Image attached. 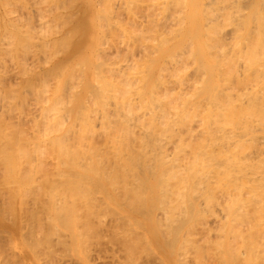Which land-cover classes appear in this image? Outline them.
<instances>
[{
  "label": "bare ground",
  "instance_id": "bare-ground-1",
  "mask_svg": "<svg viewBox=\"0 0 264 264\" xmlns=\"http://www.w3.org/2000/svg\"><path fill=\"white\" fill-rule=\"evenodd\" d=\"M31 1H29V2H31ZM39 1H41V0H39ZM104 1H106L108 6L105 7V9H104V10L107 9L106 11H104V12L102 11V13H104V15L102 14V16H101V13H99V15L101 16L102 19L104 16L103 20L105 21V24L103 23V20H101V24H99L100 25L99 30L101 31L100 33H101V35L102 34L103 35L100 36L101 39L99 40L100 41L99 42L100 43V53L99 54L97 53V55H95V56H98V58H99L97 61L101 60L102 64L100 62L99 63L97 62L98 64H96V65L94 64L95 69L93 71L94 72L93 79L90 83L88 82L90 84L89 93H88V97H87L88 99L83 104H81V106L80 105L77 106V109L72 107L73 108L72 110L65 109V110H68V112L66 114L64 112L60 113L62 111V109L59 110V105H60L59 103H61L60 100L62 98L60 96H58V97H60V100L58 98L59 103H56V105L59 104L57 106H58V110L60 112L57 110L56 111L59 112L60 115L58 114V116H57L58 121L57 120L56 121L59 122V124L60 123L61 124L66 123V120L69 117L67 118V116H66L63 118V116L68 115L69 112H71L69 114H72V113L75 114V119H74L73 123L69 126L68 130L64 131V135L62 134L63 136H60V138H58V137H55V139L53 138L55 143L57 142V139H58V142L56 143L58 150H57L56 154L54 153V156H56V157H54L53 154L52 155L50 154V157L52 156L53 158H55V161L51 160L48 162V159H50V158H48V159L46 158L47 161L44 160V158L46 157L44 155L45 153H43V155L45 157L41 153V152H43L41 150V148L43 146L42 147L40 146V149H38V150H36L37 148H35L34 152H33V150L30 152V151H26L25 149H24L25 151H23V150L20 151V152H23L25 154V156L23 155V153H21V155H20L17 152V156L21 157L22 160L19 159V157L17 158V156H16V158L19 159V161H16L15 157H14L16 155V151H15L16 149L14 148L15 149L14 150L15 155L12 156L11 153L7 154V156H11L14 158L9 159V157L6 156L7 158H4V161L2 162L3 163L2 166H4L3 168L5 169L6 172H8V174H9V172H11V175H12V173L14 172L16 175L13 173L12 177L16 176L17 178L15 177L16 179L15 178L9 179V176H8V178L5 176L4 177L9 179L8 180L9 185H13V183L16 184L18 182L17 184L19 187H17V189H19V190H21V187L24 188V186L30 184V186H28V187L26 186V188H24L25 193H23L21 195V197L24 194H26L25 196H29L28 198H30L31 195L34 197V199H32V202L29 200V203L31 202L32 205L34 206L32 210H34V209L38 210L37 205H38V208H39V206H41V207H43V209H45V208L52 209L53 208L52 213H54V211H55L54 214H56V218L61 222L65 218V211L69 209V210H71V212L75 211L74 212V218L76 217L77 211L78 212L80 211L79 212L80 215H81V211H82V213H84V215L86 213V215L84 216V218L86 217V219H83V220H84V222L86 220V223H87V221L91 220L92 216L96 217L97 214H95V213L97 210L100 209V211H101V209L104 206L105 207L108 206L109 202L112 201L114 203V201H116L117 203L115 202L114 204L115 205L117 204L116 207H119L118 211H120V213L117 212V214H119V216H117V218H115L113 220L114 224H108L109 226L111 225V228L114 227V229H115V228H119L120 226L124 227L123 222H124L125 218L122 219L120 217H123L122 216L123 212H126L127 216L125 215V217L129 220V221H127V219L125 220V221H127V223L128 222L130 224L136 223L137 225L140 224V226L143 223L153 224V226H156V229H157L156 231L154 229V231L156 232V234H157V232L159 233V234H157L156 237L163 239V243H164V246L166 248L172 249L173 246L175 248V244L179 240L178 237L180 236V232L183 230L184 226L187 225V223H190L189 221H191V220L193 221V219L196 216L204 215L201 218L204 219V217H206V220L204 219V221H205L204 223L206 224V226H208L209 223L212 225H215V226L218 225V227L220 228L218 232L221 235L223 240L225 239L226 234L228 236L230 235L229 239L230 240L232 239V241H229L226 244L227 246H225L224 250H227L230 253L231 256H229V255L228 256L230 257V259L232 257L231 260H234V262H235L234 264H236V258H238L237 259V261H238L239 258L242 257L241 258L242 263L244 261V259H243L244 257H245V259H246V257H248L247 258L248 260H250L249 258H251V257L254 258L255 260L264 258V0H241V1H238V0H204V2L202 4H201V0H104ZM32 2H34V1H32ZM42 2H43V0H42ZM45 2H46V4H48V2L46 0H45ZM50 2H51V0L49 1V3ZM236 2H238V3L240 2V4H237ZM41 3H40V5H41ZM52 3H54V1ZM52 3H51V5H52ZM60 3L59 4L56 3V5L57 6L60 5ZM63 3H65V2H63ZM235 3L237 4V6H239L238 8L234 7ZM9 4H8V6H10ZM35 4L37 5V3H35ZM107 4H104V5H107ZM115 4H117V6L119 8H121L122 13L123 12L128 13L130 18L129 17L127 18V14L125 15L126 17H124V15H121L122 13H120V12H117L120 14H116V15L123 16L125 18V21H127V22L129 19L132 18L131 19L132 20L131 26L133 28L136 27L135 24L138 23L137 20H140V19H137L138 17H140L139 15L137 17V14H139L138 12L136 14L137 9L143 8L144 5H146L148 7L146 9L147 11L149 10V8H150V10L151 9L153 10V8H159V9H161L160 7H162V9L164 8V10H165L164 13L167 12V14L170 18L167 16L168 17L167 20H169V21L164 19V17L167 15V14H165L163 19L166 20V23L170 22V26H169L170 28L169 29H171L170 31H168V29L165 28L166 31H168V34L166 32H165V34H166V36L167 35L169 36V37L165 36V38L172 39L171 42L169 40L164 41L163 48L161 47V44H162L161 42H160L161 48L160 47L158 48L159 43L157 44L158 46L154 45L150 49L148 47L146 48L144 46V45L148 46V44L150 43V41H149V43L147 41V38H148L147 36H149V34H151V36H149V38H153L152 37L153 33H155L153 35L154 37H155V35L159 34L157 32L156 28L160 27V25L163 23L162 19H160V20H162L161 21L162 23H160V20L158 21L159 17L161 18L162 15H164V13L162 12L163 10H161V11L157 10V12L160 11V12H158L160 15V16H157L158 18L153 16L154 19L157 18L156 21L153 20V24H156L155 25L156 28L154 25H152V24H150V25L154 26L153 28L155 30L149 29L147 31L146 30L145 31L140 30V31L136 32L135 30H139V28L135 29V30H133V28H129L130 26H127L128 27L127 28L126 27L127 23H125V25H123L122 22L119 21V20H124V19H119L121 16L119 18H117L118 20L116 18H114L116 16L115 15L113 16V13L114 14L116 13L114 10L117 7L116 6L114 8ZM38 5H39V3H38ZM51 5H49V6H51ZM85 5H83V6H85ZM94 5H95V3H94ZM200 5L202 6L201 8H200ZM11 6H12V4H11ZM212 6H215V7H212ZM25 7H26V5H25ZM29 7H31V6H29ZM39 7H37V8H39ZM242 7H245L247 9V12H245L246 10L244 9L245 10L244 11L245 13H244ZM32 8H34V7H32ZM50 8H47V9L50 10ZM103 8H104V6H103ZM119 8L118 9L116 8V10L118 11ZM234 8L236 10H234V11L230 10V9H234ZM39 9H41V7ZM44 9H46V8H44ZM54 9H53V11H54ZM56 9L59 10L60 6H58ZM66 9H68V8H66ZM82 9H83V7H82ZM228 9H229V12H227ZM11 10L13 11V9H11ZM41 10H43V9H41ZM204 10L206 11V13L204 12ZM36 11H38V9H36ZM36 11H35V14H36ZM43 11H46V10H43ZM43 11H41V12H43ZM141 11H144V10L141 9ZM15 12L17 13L16 10H15ZM41 12H39V13H41ZM59 12H60V10H59ZM148 12H152V11H148ZM161 12L163 14H160ZM51 13H53V12H51ZM154 13H156V11ZM154 13L152 15H155ZM13 14H14V12H13ZM56 14H58L60 17V14L58 12ZM142 14L143 13H141V15ZM144 14H147L148 18L150 17L149 13L144 12ZM198 14H202L201 19H199L200 16L198 17ZM7 15L10 17L11 14L9 15L7 13ZM39 15H41V14H39ZM43 15H45V13ZM156 15H158V14H156ZM30 16H31V14H30ZM33 17H31V18L33 19ZM41 17H43V16H41ZM46 17H48L47 14H46ZM46 17H43V18H46ZM54 17H56V15H54ZM61 17H64V15ZM10 18H7V19H10ZM23 18L24 17L21 18L22 21L24 20ZM78 18H81V16L80 17L78 16ZM140 18H144V17H140ZM13 19H15V18H13ZM19 19H20V17H19ZM26 19H28V18H26ZM46 19H49V18H46ZM51 19H52V17H51ZM60 19H63V18H60ZM86 19H85V21H86ZM98 19H100V18L98 17ZM15 20H12L13 24L15 26L19 27L20 25H16L18 20L17 19H15ZM28 20L31 21V19H28ZM43 20H41V21H43ZM131 20H129L130 23H131ZM141 20H142V23H140V26L144 25L143 22H145L146 18L144 21H143V19H141ZM150 20H152V19H150ZM150 20H147V21L150 22ZM14 21H15V23H14ZM38 21L40 22V20H38ZM50 21H53V20H50ZM56 21H58V19ZM66 21L68 22V20H66ZM39 22L38 23L36 22V23L39 24ZM77 22H78V20H77ZM92 22H94V21H92ZM8 23H10V22H7V24ZM19 23H20V20H19ZM24 23H25V21H24ZM24 23H23V25H27V27H28V24H30V23H27V24H24ZM46 23L44 22V24H43L44 27L45 26L48 27L49 24L46 25ZM61 23H62V21H61ZM64 23H65V21H64ZM72 23H73V20H72ZM5 24H3V26H5ZM21 24H22V22H21ZM55 24H57V23H55ZM10 25H12V24H10ZM33 25H34V23H33ZM43 25H41L42 28H43ZM53 25H54V23H53ZM53 25L51 24L52 27H53ZM59 25H61V24H58V26ZM76 25H77V23H76ZM79 25H81V24H79ZM147 25H149V24H146V26H144V27L143 26L140 27V29H142V28L146 29L145 27L149 28L150 26H147ZM164 25H166V24H164ZM164 25H163V27H165ZM29 26L32 27V24ZM137 26L139 27V23L137 24ZM13 27L14 26H12V28ZM55 27H57V26H55ZM196 27L201 31V33H203L202 37L205 35L207 37V39H205V41H204V46H203L204 52L203 53H200L201 49H199V47H195V48H198V50L200 51L198 53L201 54V55L200 54L197 55L198 57L201 56L200 58H198L199 62H201L200 63L201 66L200 67L198 66L199 64L197 62L198 61L197 58H195V57L191 58L192 59L191 61L194 60L193 58H195L197 60V61L195 60V62L197 64L193 63L192 65L196 64L198 66V69L196 68V70H194V72L196 74H197L196 71L198 70V74H197V76H194L195 78L193 77V79H194V80L192 79L193 81L192 80L189 81L188 79H190L191 77H189L187 79V76H189V75H187L185 73L187 71V69H189V68H187L185 65L181 66V63L183 65V61L184 60L186 61V59L182 57V54H184L185 52H182V51H184L187 48H189V49L192 48V44L194 43L193 42L194 41L193 35H195V33L193 34V30ZM20 28H21V26H20ZM38 28H39V26H38ZM40 28L38 30H40ZM161 28L162 27H160V29ZM19 30H18V32H19ZM84 30H85V27H84ZM96 30H97V28H96ZM113 30H116V33L119 32V34L122 35L121 36L122 37L121 38L122 45L121 44H119V45L123 46V50L126 49L127 54H128V52H129V54H128V56H126V53H124L125 58L123 59L124 56L122 57V62H115L116 59L119 57L120 53L122 54V52H123L122 48H121L122 52L115 49L114 52H116V53H114L112 51L114 53V56H113L114 58H112V59H114L115 61L112 62V60H110L111 63H106V62L103 63L102 58H103V60H106V59H108V56H109L108 54H110V51L108 49H105V52H107L106 50L109 51V53H106L108 56H107V58L105 57V59L102 56V58L100 59L99 55L102 54V52H104V48H106V46H107V48H109L108 45L110 46L111 44L114 45V48L116 45H118L117 43L114 42L115 39L112 40V38L110 39V37H107L109 35H106L107 31L112 33ZM151 30L155 31V32L150 33ZM4 31H6V30H4ZM21 31H23V30L21 29ZM27 31H28V29H27ZM30 31L28 32V34H30ZM35 31H36V29H35ZM45 31H47V30H45ZM50 31H51V28H50ZM189 31H191V32H189ZM200 31L199 32L196 31L197 32L196 34H199V36L201 37ZM0 32H1V30H0ZM7 32H9V31H7ZM10 32H12L11 29H10ZM37 32H39V31H37ZM47 32L46 33L50 37L51 33L49 31H47ZM159 32L162 33L164 31L159 30ZM21 33H23V32H21ZM42 33H43V31H42ZM54 33H56V31ZM64 33H66V32H64ZM144 33H146V34L144 35ZM16 34H18V33H16ZM35 34H36V32H35ZM47 34H45L46 37H47ZM67 34H65V35H67ZM73 34L75 35V33H73ZM19 35H20V33H19ZM24 35H26V38H27V34L25 33ZM34 35H32V39L30 38L31 41L34 38L33 37ZM38 35H40V33ZM159 35H161V34H159ZM13 36H14V34H13ZM40 36H42V34ZM115 36H117V35L115 34ZM115 36H114V38H115ZM205 36H204V38H206ZM6 37H4V38L6 39ZM20 37H22V36H19V38ZM42 37H44V36H42ZM59 37H60V35H59ZM66 37H64V38H66ZM118 37H120V36H118ZM178 37H184V38H186V40H188V41H186L184 39L183 42L180 41L179 43H181L182 46H183L182 43H184L185 41L188 42L189 46H187V47L183 46L182 47L183 49H182L180 47L181 45L179 43H176L177 45L173 44V42L175 40H177ZM195 37H196V42H197V40H198L197 36H195ZM200 37H199V39H200ZM8 38H9V35H8ZM10 38H11V36H10ZM14 38H16V36ZM55 38H57V37H55ZM76 38H77V36H76ZM123 38H126V39L123 40ZM159 38H161V37L159 36ZM7 39L3 40V38H2L1 41H7ZM40 39H42V38H40ZM54 39H53V42H54ZM118 39H120V38H117V41H118ZM20 40H23L21 42L26 41V39H25V41H24V39H20ZM20 40H18V41H20ZM35 40H38V39L35 38ZM148 40H150V39H148ZM227 40H229V42H230V40H232V41H231V43L226 44ZM9 41H10V39H9ZM40 41H42V40H40ZM59 41H60V39H59ZM145 41H147V44H145ZM153 41L154 40H152V43H155V41L154 42ZM14 42L16 43L15 40H14ZM21 42H18V45ZM32 42L35 43V41H32ZM48 42H47V45L50 43L52 44L51 41L49 43ZM61 42H62V40H61ZM66 42H70V41H66ZM72 42H73V40H72ZM112 42H114L115 44ZM176 42H178V41H176ZM30 43H29V45H30ZM39 43L41 44L40 46L43 45V48L44 47L46 48V46H44L46 41L44 42V44H42V42H39ZM137 43L143 44V45H141V48L136 46ZM11 44H13V43H11ZM178 44H179V46H178ZM18 45L16 44V46H18ZM54 45L52 44V46H54ZM64 45H65V43H64ZM172 45H173V47L177 46V47L181 48V50L180 51L178 50V52L177 51L175 52L174 50L177 47L172 48L171 47ZM8 46H10V45H8ZM40 46H39V49H40ZM111 46H110V49H114L113 46H112V48H111ZM150 46L151 45L149 44V47ZM197 46H199V45H197ZM226 46H230V47H226ZM26 47H28L27 44L25 45L24 48H26ZM34 47H35V45H34ZM34 47H32V48H34ZM193 47H194V45H193ZM4 48H2V50ZM11 48H13V47H10V50H8V51H11ZM56 48H57V46H56ZM56 48H54V49H56ZM82 48H83V46H82ZM116 48H117V46H116ZM28 49L30 51V47ZM137 49H139L140 51H143L142 56L138 55V57L141 56L140 58L143 59V61H141V62L139 61L140 59H137V56L133 55L134 52L133 53L131 52L133 50L137 52ZM189 49H187V50H189ZM5 50H7V48ZM139 50H138V53H139ZM21 51H22V49H21ZM31 51H34V50L31 49ZM41 51L44 52V50H42V49H41ZM52 51L53 50H51V53H52ZM192 51H193V48L191 50V54H192V56H194L195 52L197 50L195 49V52H193L194 54L192 53ZM47 52H48V50H47ZM47 52H45V53H47ZM166 52H169L170 56H166L165 55ZM11 53H13V52H11ZM20 53H23V52H20ZM32 53L30 52L31 55H33ZM3 54H5V53H3ZM36 54H37V52H36ZM130 54H132L137 59V61H134L135 60L134 57L133 56L131 57ZM139 54H142V53H139ZM14 55H17V54H14ZM20 55L21 54H19L18 56H20ZM34 55H33V58H36L35 60L37 61V57H36L37 55H35V57H34ZM40 55H42V54L40 53ZM48 55H50V54H48ZM103 55H105V53ZM8 56H9V54H8ZM18 56L17 57L15 56L16 60H12V61H16L17 63L16 62L15 63L17 65H18V59H20ZM24 56L26 57L27 55H24ZM24 56H21V57H24ZM55 56H56V54H55ZM129 56L131 59L128 58ZM187 56L189 57L191 55L187 54ZM11 57H13V56L11 55ZM27 57H29V56H27ZM42 57H44V55ZM50 57H51V55H50ZM53 57H54V55H53ZM109 57L111 58L112 55L110 54ZM126 57H127V59H126ZM180 57H182L184 60L178 65V63L181 61ZM184 57H186V54L184 55ZM21 59H23V58H21ZM25 59H27V58H25ZM48 59L50 61V58H48ZM60 59H61V57H60ZM120 59H121V57H120ZM164 59H166V60H164ZM162 60L164 63L162 62V65H161L162 67H160V70L157 71L158 69L156 67L160 66V63H161L160 61H162ZM188 60H190V59L188 58ZM119 61H121V60H119ZM77 63H79V62H77ZM86 63H88V62H86ZM23 64H24V59H23ZM31 64H33L32 61H31ZM56 64H58V63H56ZM70 64H72V63H70ZM19 65H20V67L22 66L21 64H19ZM27 65H28V62H27ZM42 65H43V63H42ZM188 65H190V64H188ZM225 65H227V67H228V71L226 70L227 72L223 71V69H224L223 67ZM32 66H35V64L31 65L30 67H32ZM36 66H38V65H36ZM71 66H73V65H71ZM169 66H173V69L171 71L166 70L169 68ZM197 66H195V67H197ZM51 67H53V66H51ZM152 67L154 69H157L155 71H157L158 74L156 72H154V70H151ZM195 67L193 66L194 69H195ZM207 67L209 68V71H208ZM227 67H225V68H227ZM17 68H18V66L15 69L16 71H17ZM36 68L38 69L39 67H36ZM70 68H68V69H70ZM74 68H76V66ZM185 68H187V69L185 70ZM78 69H80V68H78ZM30 70H31V68H30ZM81 70H84V69H81ZM150 70L152 71V73ZM75 71H76V69H75ZM164 71L165 72L167 71V72L164 74ZM188 71H187V73H188ZM192 71H193V69H192ZM192 71H189V72L191 73ZM49 72H50V70H49ZM153 72L158 75V76H156V74H155V76L158 79L155 78L154 80H151L152 79L151 75L154 74ZM18 73L20 74L19 71L17 72V74ZM32 73H30V74H32ZM73 73H74V71H73ZM44 75H46V74H44ZM80 75H82V73ZM83 75H82V77H83ZM193 75H195V74H193ZM3 76H5V75H3ZM38 76H40V74ZM69 76H70V73H69ZM72 76H74V75H72ZM42 77H43V74H42ZM51 77H52V75H51ZM48 78H49V76H48ZM54 78H56V77H54ZM75 78H78V77L76 76ZM26 79H27V77H26ZM32 79H34V78H32ZM47 79H43V81L47 80ZM75 80H77V79H75ZM79 80L80 79L78 78V82H80ZM43 81L41 82V79H40V82L42 84L45 83V81H44V83H43ZM71 81L74 82V80H70V82ZM0 82H2V81H0ZM16 82H18V81H16ZM16 82L13 84L15 88L17 87V86H15ZM30 82H31V77H30ZM3 83L4 82H2V85H4ZM24 83H26V81ZM24 83H23V85H24ZM27 83L29 84V82H27ZM31 83H32V87H34L35 85L33 86V82H31ZM36 83H38V82H36ZM46 84H47V81H46ZM76 84H77V82H76ZM66 85H68V84H66ZM78 85H80V83ZM38 86H39V84H38ZM8 87H9V85H8ZM21 87L24 88V86H21ZM71 87H73V86H71ZM79 87L80 86H77V88H79ZM1 88H2V86H1ZM30 88H31V84H30ZM40 88L41 87L39 86L38 89L40 90ZM48 88L46 89L47 91H48ZM52 88H54V87H52ZM31 89H33V88H31ZM41 89H43V88H41ZM54 89H56V87ZM27 90H29V89H27ZM35 90H37V89H35ZM50 90H52V89L50 88ZM71 90L73 91V89H71ZM14 91H15V89H14ZM20 91H21V89H20ZM29 91H28V94H29ZM38 91H35V92L37 93ZM67 91H66V94H68ZM12 92H10V93H12ZM62 92L65 93L64 91H62ZM10 93L8 91V94H10ZM15 93H17V92H15ZM22 93H23V91H22ZM24 93H25V91H24ZM31 93L33 95L34 91ZM40 93H44V95H46L45 89H44V92L42 91ZM40 93L38 92V95L41 96L42 94H40ZM50 93H52V91ZM53 93H55V92H53ZM61 93H60V95L63 94V93L62 94ZM2 94H4V93H2ZM29 95L31 96V94H29ZM52 95H54V94H52ZM63 95L66 97L65 94H63ZM0 96H2V95H0ZM8 96L11 99L14 98V96H12V95H11L12 97H10V95H8ZM47 96L48 95H46V97ZM15 97H16V95H15ZM19 97H20V95H19ZM19 97H17V98H19ZM25 97H26V93H25ZM25 97H24V99H25ZM49 97H51V96H49ZM9 98H6V99L9 100ZM20 98H22V97H20ZM32 98H31V100H32ZM3 99H5V97ZM11 99H10V101H11ZM55 99L57 100V98H55ZM66 99H64V100H66ZM0 100H2V98ZM17 100L14 101L15 104H12L13 107H14V105L16 106ZM20 100L23 101V99H19V103H21ZM25 100H24V102H25ZM40 100H42V98ZM36 101H37V103H39L38 100H36ZM24 102H22V103L24 104ZM41 102L39 104H41ZM66 102H68V101H66ZM32 103H35V102L33 101ZM47 103H49V102L47 101ZM52 103H53L52 105L55 104V102H52ZM2 104L3 103H1L0 105L2 106ZM28 104H29L28 106H30V103H28ZM43 104L44 103H42V105ZM63 104L64 103L62 101V105ZM69 104L71 105V103L68 102V105ZM9 105H11V102ZM32 105H34V104H32ZM56 105H55V107H56ZM4 108H5V110H6V108L9 109L8 107H4ZM11 108L12 107H10V110H11ZM19 108L20 109H22V108L27 109L26 106L22 107V108L18 107L17 110ZM32 108H33V106H32ZM41 108H44V107L42 106ZM46 108H48V106ZM0 109H2V108L0 107ZM49 109L53 110L52 107L50 108V105L46 111L50 114L51 112H49L50 111ZM17 110L14 109V111H17ZM2 111H4V110H2ZM6 111H4V112L6 113ZM56 111L53 115L56 114ZM42 112H43V110H42ZM46 112L44 111L43 112L44 115H42V116H46ZM53 112H54V110H53ZM7 113L9 114L8 111H7ZM11 113H13V112H11ZM24 113H22V115ZM63 113L65 115H63ZM2 114H4V113H2ZM15 114H17V112ZM29 114L31 115L32 113H29ZM40 114H41V112H39V115ZM61 114L63 116H61ZM22 115L19 118H22ZM18 116H17V124L20 121ZM33 116H36V115L33 114ZM50 116L55 117L52 115H50ZM60 116H61V119L59 118ZM0 117L2 118V116H0ZM26 117H25V119H26ZM39 117H41V115ZM47 117H49V116L47 115ZM51 117H50V119H51ZM4 118H3V120H4ZM33 118H35V117H33ZM36 118H37V116H36ZM41 118L43 119L44 117H41ZM64 119H66V120L64 121ZM9 120H11V115H10L9 119L6 121H9ZM15 120H14V122H15ZM26 120H24L23 122H26ZM31 120L34 121V119H31ZM41 120L39 121L40 123L37 122L38 125L41 124ZM52 120H55V119H52ZM52 120L48 119L47 122L52 121ZM42 121H46V120H42ZM56 121H54L55 123L54 122L51 123L52 124L51 126H53L54 124L57 125ZM1 122H3V121H1ZM23 122H21V123H23ZM27 122H29V119ZM47 122H46V126H43V127H45V129L47 128V126H49V125H47L48 124ZM4 123H6V122L4 121ZM10 123L7 122V126ZM34 123H36V121L33 122V124ZM14 124H16V123H14ZM14 124H12V125H14ZM28 124H30V123H28ZM28 124H27V127H28ZM31 124H30V126L32 127L33 124L32 125ZM68 124L69 123H67V125ZM1 125H0V127H1ZM18 125H19L18 127L21 126L20 123ZM60 125H59V127H62V125L61 126ZM7 126H6V128H7ZM51 126H49V127L51 128ZM49 127L47 128V131H48V129L50 130ZM54 127H56V126H54ZM11 128H13V126H11ZM16 128H17V126H16ZM16 128H15V130H16ZM24 128H26V127H24ZM33 128H31V129H33ZM40 128H41V130H39L40 131L39 133L41 134V132L44 131L45 129L43 128L44 130H42V127H40ZM53 129L55 130V128H52V130H50L49 132L53 131ZM59 129H63V128H59ZM10 130L12 131V129H10ZM20 130H21V128H19V131ZM28 130H30V129H28ZM21 131H23V130H21ZM47 131H46V133L44 131V135L46 134L48 136ZM58 131H57V133H58ZM3 132H4V128H3ZM32 132L33 131H31V133ZM15 133L17 136H21V134H17L18 132H15ZM25 133H26V131H25ZM36 133L37 132H35L34 135ZM1 134H2V132H1ZM4 134H2V136H4ZM6 134H7V132H6ZM50 134H52V132ZM27 135H28V133H27ZM29 135H31V134H29ZM41 135H39L38 137H41ZM44 135H43V137H44ZM13 136H15V135H13ZM9 137H12V135H10ZM22 137H24V136H21V138ZM31 137H34V136H31ZM31 137L29 138V136H28V138L31 139V141H32ZM35 137H37V134L35 135ZM5 138H6V135H5ZM18 138H20V137H18ZM51 138H52V136H51ZM2 139H3V137H1V140ZM53 139H50V137H49L48 140H52V142L51 141L50 142L52 143V145L56 146V144H54V142H53ZM43 140H45V139H43ZM43 140L38 141V142H40V143L44 142L43 144H45L46 141H43ZM16 141H18V140H16ZM21 141H22V139H21ZM26 141H24V142H26ZM7 143L9 144V146H11L9 142H6V144ZM29 143H31V142H29ZM35 143H36V141H35ZM46 143L48 144V142H46ZM24 144H22V145H24ZM15 146L17 147V144L16 145L14 144V147ZM27 146H25V147H27ZM35 146H36V144L34 145V147ZM37 146H38V144H37ZM11 147H9V148H11ZM45 147H47V145ZM45 147L43 148L44 151H45ZM3 148H1V149H3ZM32 149H33V146H32ZM17 150H19V148ZM29 150H31V149H29ZM39 150H41V152H39ZM53 150L54 149H52V151ZM11 152L13 153V151H11ZM50 153H53V152H50ZM9 154H11V155H9ZM4 156H5V154H4ZM23 157L25 159H23ZM0 160H2V159L0 158ZM48 163H50V165ZM47 166L52 167L51 168L52 170L51 169L49 170ZM47 169L49 170L48 172L52 171L51 174H47L48 173ZM24 172H26V175H24L25 174ZM2 173H3V175L6 174V173H4V171ZM3 175H1V177ZM11 175H10V177H11ZM38 175H39V177H40V175H44V177L43 176H41V177L45 178V180H44L45 182H42V178L37 177ZM36 177L39 178L38 182L36 181V179H37ZM20 178H22V180ZM0 180L2 181V179H0ZM42 183H44V185H46L48 187V189L46 188L47 192L43 188H41ZM0 184H7L8 185V182L0 183ZM31 184H33V185L31 186ZM2 186H4V185H2ZM14 188L15 187L13 186V189ZM57 188H59V190L61 189L62 193H60L61 190H60V192L57 191L58 193L57 192L55 193ZM3 189H5V188H3ZM13 189H12V191H13ZM17 189L15 188V193H16ZM6 190H7V186H6ZM6 190H5V192H6ZM19 190H18V194L22 191L21 190L19 192ZM0 191H1V189H0ZM9 191H11V189H9ZM9 191H8V193H13V192H9ZM32 191H34V192H32ZM69 191H72V192L78 191L81 193L79 196V194L77 192V194L79 196L77 198L73 199L72 198L73 195L70 197L71 202H68V203H71V204H67V201L69 199L67 200L66 198H64V197H66L64 193H67ZM95 191H98L100 193V196L97 193L98 198L93 199L94 198L93 196H97V194L94 193ZM3 192L1 191L2 194H3ZM91 192H93V193H91ZM37 193H39L40 195H37ZM74 194L76 195V193H74ZM90 194H91V197H93V198H90ZM94 194H96V195H94ZM9 195H11V194H9ZM14 195H12V198ZM47 195H48V197H46ZM68 196H70V194H68ZM68 196H67V198H68ZM4 197H5V195H4ZM14 197L17 198L18 196L17 197L14 196ZM2 198H3V196H2ZM2 198H0V200ZM24 198H26V197H24ZM10 199H11V197L9 198V200ZM18 199H16V200H18ZM4 200H6V199H4ZM22 200L24 201V199H22ZM118 200L121 202H119ZM2 202H4V201H2ZM11 202H12V200H11ZM11 202H10V204H11ZM21 203H23V202H21ZM5 204L6 203H4L3 205H5ZM10 204L8 206H10ZM19 204H20V202H19ZM21 206H23V205L21 204ZM14 207L16 209V206H14ZM24 207L26 208L25 203H24ZM27 207H29V206L27 205ZM8 208H10V207H8ZM22 208L23 207H21L20 209L23 210ZM93 208H96V211L93 212L94 215L91 214L92 213L91 211H93ZM49 209L47 210L46 214L49 213L48 212ZM90 209H91V211H90ZM107 209H105V210H107ZM1 210H2V208H1ZM3 210H4V208H3ZM7 210H9V209H7ZM29 210H31V209H29ZM32 210H31V212H32ZM39 210H38V212H39ZM56 210H60L61 212H59L57 214ZM9 211L7 213H10ZM45 211L46 210H44V212ZM4 212L6 213L5 210H4ZM66 212H68V211H66ZM88 212H90V213H88ZM104 212H106V211H104ZM112 212H113V210H112ZM3 213H2V215L4 216ZM7 213H6V215H7ZM72 213H71V215H72ZM97 213H99V212H97ZM102 213H100V214H102ZM0 214H1V212H0ZM79 214H78V218L80 216ZM106 214H108V212H106ZM109 214H110V212H109ZM111 214H113V213H111ZM114 214H115V212H114ZM32 215H34V214H32ZM36 215L38 216V214H36ZM49 215H50V213H49ZM49 215H47V216L44 215V216L49 217ZM27 216H28V214H27ZM34 216H32V217H34ZM54 216L55 215H53L51 218H53ZM97 216L101 217V215H97ZM104 216H105V214H104ZM11 217H13V216L11 215ZM14 217H16V216L14 215ZM69 217H71V216L69 215ZM95 217H94V220L102 219V218H95ZM106 217H108V216H106ZM28 218L31 219V217H28ZM56 218L52 219L53 222ZM78 218L76 219V221L81 220L80 218L79 219ZM81 218H83V216ZM104 218L105 217H103L102 224L105 221ZM110 218H114V216L113 217L110 216ZM197 218L199 220L200 217H197ZM15 219H17V218H15ZM2 220H5V219L2 218ZM36 220H37V218H36ZM36 220L34 222L38 223V220L37 221ZM67 220H69V219H67ZM99 220H98V223H100V221H101V220L100 221ZM48 221H49V219H48ZM71 221H72V219H71ZM108 221H109L108 223H110L112 220H108ZM200 221L202 222V220H200ZM6 222L9 223V221H6ZM27 222H30V221H27ZM53 222L51 223L49 221V222H47V224L48 223L53 224ZM73 222L75 224H77V226H78V223L75 222V219L73 220ZM31 223H33V222H31ZM41 223L43 224V222H41ZM41 223H40V225H41ZM55 223H57V220L55 221ZM55 223L53 224L54 227H56ZM83 223L81 225H84ZM98 223L96 222V224H98ZM127 223H126V225H127ZM192 223H194V222H192ZM192 223H191V226H192ZM199 223L197 225H200L199 226L200 228L203 227ZM207 223H208V225H207ZM70 224H72V222ZM134 224H132V225H134ZM194 224H196V223H194ZM194 224H193V226H194ZM205 224H204V226H205ZM13 225H15L14 221H13ZM35 225H37V224H35ZM59 225H60V222H59ZM79 225H80V222H79ZM85 225H87V224H85ZM91 225H94V224L93 223L90 224L89 227H91ZM100 225L101 224H99V227L98 226L97 227L95 226V227L99 229V232H102L103 230L102 231L100 230V227H101ZM106 225H107V220H106ZM126 225H125V227H126ZM197 225H195V229L198 227ZM191 226H190L191 234L190 233L189 234L194 237L195 235H193L192 232L193 231L195 232V230H192ZM206 226H205V230H206ZM63 227L65 228V226H63ZM68 227H69V225H68ZM70 227L72 228V230L74 229L72 227V225ZM75 227H76V225H75ZM89 227H87V228H89ZM143 227H144V224L140 228H143ZM228 227H230V228L228 229ZM33 228H32V230H33ZM102 228H105V226H103ZM108 228H105V229L108 230ZM150 228L151 227H149V229ZM35 229H36V227H35ZM37 229H39V228H37ZM54 229H56V228H54ZM57 229L59 230V228H57ZM57 229H56V231H57ZM114 229H111V230H113L111 232H114ZM207 229H208V227H207ZM66 230L69 231L67 229V225H66ZM85 230L86 229L84 227V231ZM87 230H86V232H87ZM89 230L93 231V228H90ZM89 230H88V232H89ZM120 230H118V231H120ZM135 230L136 229H134V232H135ZM29 231H31L30 228H29ZM46 231L47 230H45V232ZM50 231L54 232L52 229L49 230V232ZM80 231L84 232L82 230H79V232H77V230H76V234L77 233L79 234ZM115 231H116V229H115ZM132 231H133V229L129 232L132 233ZM185 231H183L184 234H185ZM201 231L202 230L200 229V232ZM211 231H213V230H211ZM27 232H28V230H27ZM34 232H35V230H34ZM34 232H32V233H34ZM88 232H87V234L91 233V232H89V233ZM136 232H137V230H136ZM138 232H140V231H138ZM141 232L139 234H141ZM200 232L198 234L196 233V235L198 236L200 234ZM209 232L210 231H207L208 234L207 233L206 234L208 236L209 235L211 236V234H213V233L209 234ZM216 232H217V230H216ZM47 233H48V231H47ZM69 233L70 232H66L65 234L68 236ZM85 233H83V234L81 233V234L84 235ZM115 233L113 235H115ZM131 233H130V235H131ZM6 234H7V232H6ZM9 234H8V236H9ZM38 234L40 236L41 233H38ZM72 234H74V232L70 233V235H72ZM87 234H85V235H87ZM99 234L97 233V236ZM103 234L104 233H102V235ZM127 234H129V233L127 232ZM165 234H167L168 236L165 237L164 236ZM186 234H187V231H186ZM34 235H36V234H34ZM48 235L50 237L51 234H48ZM62 235H64V234H62ZM79 235H78V237H79ZM107 235H108V232H107ZM135 235H136V233L134 234V236L132 235V237H135ZM202 235H203V232H202ZM23 236H24V234H23ZM26 236H27V234H26ZM28 236L30 237V236H32V234L30 233V234H28ZM36 236L38 237V235H36ZM45 236H47V234ZM51 236H53V235H51ZM58 236H59V232H58ZM67 236H65V237L67 238ZM87 236H85V237H87ZM109 236H111V235H109ZM115 236H118V234H116ZM223 236H225V237L223 238ZM56 237H57V235H56ZM65 237H63V238H65ZM100 237H102V236H100ZM108 237H107V239H108ZM199 237H200V235H199ZM9 238H11V236ZM41 238H42V236H41ZM47 238H48V236H47ZM47 238H46V240H47ZM51 238L52 237L49 238L50 241H51ZM60 238H62V237H59L58 240ZM94 238H96V236ZM125 238H128V237L125 236ZM182 238H185V236H183ZM189 238H190V236H189ZM189 238L186 241H185L186 238L183 240L181 239L182 240L181 242L184 241L185 242V244L183 243L184 246L188 245L189 247H192L191 249H193V247L195 246L194 243L196 244V241L193 243L192 241L189 240ZM207 238H209V237H207ZM216 238L218 239V237H216ZM73 239H74V237H73ZM79 239H81V241H82V238H79ZM119 239H122V238H118V240ZM132 239H130V240H132ZM136 239H138V238H136ZM142 239H145V238H142ZM191 239L193 240V238H191ZM210 239L213 240V237L212 238L210 237ZM210 239H209V241H210ZM4 240L7 241V239H4ZM30 240H32V239H30ZM84 240H86V239H84ZM91 240H93V239H91ZM133 240L135 241V239H133ZM195 240H196V238H195ZM214 240L212 242H214ZM219 240H220V238L217 241H219ZM223 240H222V242L224 243L225 240L224 241ZM36 241H37V238L35 239V242ZM110 241H112V240H110ZM127 241L131 244V242L129 240H127ZM140 241H141V238H140ZM188 241H190V242H188ZM201 241H202V237H201ZM201 241H200V244H202ZM8 242H9V245H11V244L13 245L12 239H11V243H10V240ZM8 242L6 243V245L8 244ZM38 242H36L35 244L37 245ZM60 242H62V241H60ZM89 242L91 243L90 240H89ZM120 242L122 243L121 240H120ZM157 242H159V241H157ZM29 243L31 244L32 242L29 241ZM33 243H34V241H33ZM47 243H48V241H47ZM47 243H46V245L43 243L45 245V247L47 246ZM63 243H62V245H63ZM95 243L97 244V242H94L93 244H95ZM125 243H126V241H124V243H123L124 246L122 245L123 247H121V248H123V250H124V247L126 246ZM143 243H145V242H143ZM148 243H150V242H148ZM219 243H218V245H219ZM26 244H28V241L26 242ZM86 244H87V241H86ZM190 244H192L193 246H191ZM198 244H196V246H199ZM205 244H204V247L207 248V246H205ZM222 244H221V248H222ZM60 245H61V243H60ZM64 245H65L64 247H66L67 244H64ZM136 245L138 247L139 244H136ZM161 245H162V243H161ZM29 246L30 245L28 244V247ZM32 246L29 248L33 249ZM40 246H42V244ZM96 246H95V248H96ZM162 246H160V244H159L158 247L162 248ZM180 246H182V243H180L179 247ZM209 246L210 245H208V247ZM45 247H44V250H46L45 252H48L51 250V247H50V250L45 249ZM82 247H84V245H82ZM99 247H101V245H99ZM148 247H150V246H148ZM189 247H183L182 248L183 250L181 248H179L180 252H179V249L177 248V250H178L177 253H178V255L180 254L179 259H180V256H182V254H184L187 250H188V252L185 254H188L190 252ZM204 247H202V245H201L200 250L198 248L199 252H202V250H203V252H202L203 254L199 253V252H195L197 250L196 249L197 247H196V248H194L196 250L193 249L194 251L192 250V252L189 253V254H192L194 252V257L192 256L193 254L192 255L188 254V256H186L184 254L186 256V257H184V255H183L184 259L186 260V258L189 256H190L189 257L190 259H191V257L197 258V256H198V258H202L206 261V259L203 256H208V253L210 255V252H207L208 248L205 249ZM213 247L215 248V245ZM218 247H217V250L221 249V248L218 249ZM92 248H94V247H92ZM97 248H98V246H97ZM184 248H186V249L189 248V249L184 250ZM11 249H13V247ZM32 249H29V250H32ZM94 249H92V250H94ZM100 249H102V248H100ZM112 249L114 250V248H112ZM128 249L131 250V253L133 252V254H134V251L132 250L133 249L132 246H130V248H129V245H127V248L125 249V251ZM141 249H139V250H141ZM209 249H210V247H209ZM0 250H2L1 247H0ZM38 250L40 251L41 249L39 248V249H37V251ZM64 250L66 251L65 248L63 250L61 248L62 252ZM83 250L85 251V248L82 249V252L84 253ZM87 250H89V249H87ZM103 250H105V247ZM103 250H101V251H103ZM110 250H111V248H110ZM221 250L223 251V249H221ZM12 251H14V249ZM52 251H53V249H52ZM57 251H55V252L57 253ZM125 251H123V252H125ZM208 251H210V250H208ZM7 252L5 253V251H4L5 254H7ZM35 252L32 251V254ZM43 252H41V253H43ZM92 252L93 251L88 252V253H92ZM97 252H98V250H97ZM135 252H138V250L136 249ZM204 252L206 253V255L204 254ZM219 252H220V250L218 251V254H219ZM13 253H12V255H13ZM37 253H39V252H36L34 256L41 257L40 256L41 253H40V255ZM68 253H70V252H68ZM74 253H75V251H74ZM88 253L85 254L86 257H87ZM117 253H115V255ZM143 253H145V252L143 251ZM173 253H174V251H172V254ZM177 253H175V254H177ZM196 253H198V254H196ZM2 254H3V252H2ZM8 254H10V253H8ZM15 254H16V252H15ZM28 254H30V253L28 252ZM66 254H65V256H67V257L64 259L67 260L68 256H70L71 254L70 255L69 254L66 255ZM76 254H77V252L75 253V255ZM104 254H105V251H104ZM127 254H129V252L126 253V255H123L124 260L127 257H128L127 259L129 260V256H127ZM141 254H142V252H141ZM153 254H154V252H153ZM172 254H170V255H172ZM195 254L197 256H195ZM214 254L216 256V253H214ZM220 254L223 257V253L220 252ZM48 255H49V252L47 253V257L49 258L50 255L49 256ZM60 255H61V253H60ZM63 255L64 254H62V256ZM146 255H147V253H146ZM199 255L201 257H199ZM224 255H225V253H224ZM45 256L42 255V257H44V259H46ZM98 256H99V254H98ZM98 256H96V257L98 258ZM134 256H136V255H134ZM156 256H158V255H156ZM156 256H155V259L157 258ZM215 256H213V257L215 258ZM228 256H225V257L228 258ZM16 257H18V256L16 255ZM19 257H20V255H19ZM55 257H56V255H55ZM88 257H90V256H88ZM102 257H104V256H102ZM109 257H110V255H109ZM112 257L114 258V256H112ZM115 257H117V255ZM130 257H131L130 262L132 260L134 261V259L132 258V254L130 255ZM137 257H139V256H137ZM183 257L180 260H182ZM218 257H220V256L218 255ZM234 257H235V259H233ZM119 258L120 257L118 255L117 260L116 259L115 260L118 262ZM3 259H4V257H3ZM13 259H14V257H13ZM35 259H38V258H34V260ZM41 259L38 261H41ZM56 259H58L57 261H59L60 257L56 258ZM73 259H74V261L76 260L75 258H73ZM88 259H89V261L88 260L87 261L90 263V259H92V258H88ZM220 259H222V258L220 257ZM6 260L8 261V259H6ZM46 260H48V259H46ZM46 260H44L45 262L43 261L44 264L45 263L47 264ZM51 260H52V258H51ZM107 260H108V255H107ZM137 260H138V258H137ZM146 260H147V258H146ZM185 260H182V262ZM210 260H212V259H210ZM255 260H254V262H255ZM9 261L11 263V260H9ZM38 261H36V262L38 263ZM57 261H56V263H57ZM102 261L104 262V260H102ZM144 261H145V258H144ZM164 261H165V259H164ZM199 261H200V259H198V262H196V264H198V263L201 264V262H199ZM220 261H222V263H223V261H226V260L223 257V260H220ZM68 262H70V260ZM94 262H96V261H94ZM178 262L180 263L181 261L178 260ZM194 262H195V260H194ZM211 262H214V261L212 260ZM216 262L218 263L219 260L218 261L215 260L214 264H216ZM251 262H252V264H257V262H259V260L256 263H253V261H251ZM251 262H249L247 260L244 261L245 264L246 263L251 264ZM260 262H259V264H261ZM262 262H264V260H262ZM5 263H7V262H5ZM15 263L16 262H14V264ZM32 263L33 262H31V264ZM40 263H42V262H40ZM61 263H62V261H61ZM71 263H72V261L70 262V264ZM123 263L125 264V262H123ZM128 263H129V261H128ZM186 263H187V261H186ZM226 263H228V259H227ZM48 264H51V263H48ZM98 264H99V262H98ZM118 264H120V263H118ZM136 264H139V262ZM144 264H146V263H144ZM153 264H154V262H153ZM183 264H184V262H183ZM188 264H189V262H188Z\"/></svg>",
  "mask_w": 264,
  "mask_h": 264
},
{
  "label": "rangeland",
  "instance_id": "rangeland-1",
  "mask_svg": "<svg viewBox=\"0 0 264 264\" xmlns=\"http://www.w3.org/2000/svg\"><path fill=\"white\" fill-rule=\"evenodd\" d=\"M20 1V2H19ZM28 0H0V30H1V32H0V81H2V82H4L3 84L4 85H2V82H0V95H2V96H0V99L2 98V100H0V104L1 103H3L2 104V106L0 105V107L2 108V109H0V116H2V118L0 117V125H1V129H0V131L2 132V134H4V136H2V134H1V132H0V136L1 137H3V139L1 140V137H0V147L1 148H3V149H1L0 148V158L2 159V160H0V179H2V181L0 180V183H6V182H8V185H9V179L10 178H15L16 176V174L14 175L15 177H12L13 176V173H12V175H11V172H9V174H8V172H6L5 171V169L3 168L4 166H2L3 165V161H4V158H7V157H9V159L11 158V159H13L14 157H15V160L16 161H19V159H21V157H19V156H17V152H18V154H20L21 155V153H23V152H20V151H32L33 150V152H34V150H35V148H37L36 150H38V149H40V146L42 147L41 148V150L43 151V152H41V150H39V152H41L42 153V155H43V153H45L44 155L46 156H44L43 158H44V160H46L47 161V159L48 158H50V159H48V162L49 161H55V158H53L52 156L50 157V154L52 155L53 154V156H54V153L56 154L57 153V150H58V148H57V142H58V139H57V142L55 143V141H54V139H55V137H58V138H60V136H63L64 135V131H66V130H68V128H69V126L73 123V121H74V119H75V114H69V113H71V112H69L68 113V115H65L67 112H68V110H72L73 108H76L77 109V106H81V104H83L88 98V93H89V88H90V82L92 81V79H93V75H94V69H95V66H94V64L96 65V64H98L99 62L102 64V62H101V60L100 61H97L99 58H98V56H95V55H97V53L99 54L100 53V36H102L101 35V31L99 30V24H101V20H103L104 19V16H103V19L101 18V16H102V14L104 15V13H102V11L104 12V11H106V10H104L105 9V7H107L108 6V4L106 3V1H104V0H51V2L49 3V1L50 0H46L47 2H48V4H46V2H45V0H43V2H42V0L41 1H39V0H32V1H34V2H32L31 0H29V1H31V2H27ZM54 1V3H52ZM80 1V2H79ZM85 1V2H84ZM98 1V2H97ZM104 1V2H103ZM238 1H241V0H238ZM42 2V3H41ZM45 2V3H44ZM61 2V3H60ZM63 2H65V3H63ZM204 2V0H201V4ZM10 3V4H9ZM15 3V4H14ZM18 3V4H17ZM30 5H29V4ZM35 3H37V5L35 4ZM38 3H39V5H38ZM40 3H41V5H40ZM51 3H52V5H51ZM56 3H60V5H58V6H60V12H59V10L58 9H56L58 6L56 5ZM88 3V4H87ZM94 3H95V5H94ZM98 3V4H97ZM107 4V5H104V4ZM209 3V2H208ZM237 4H240V2L238 3V2H236ZM234 4V7H236V8H238L239 6H237V4ZM8 4L10 5V6H8ZM11 4H12V6H11ZM46 4V5H45ZM66 4V5H65ZM74 4V5H73ZM85 5V6H83V5ZM25 5H26V7H25ZM28 5V6H27ZM49 5H51V6H49ZM55 5V6H54ZM102 5V6H101ZM20 6V7H19ZM29 6H31V7H29ZM41 7V9H43V10H46V11H43V10H41V9H39L40 7ZM53 6V7H52ZM69 6V7H68ZM88 6V7H87ZM100 6V7H99ZM103 6H104V8H103ZM117 6V4H115V6H114V8ZM11 7V8H10ZM24 7V8H23ZM32 7H34V8H32ZM37 7H39V8H37ZM46 8V9H44V8ZM51 7V8H50ZM62 7V8H61ZM78 7V8H77ZM82 7H83V9H82ZM98 7V8H97ZM146 7V8H145ZM202 6L200 5V8H201ZM212 7H215V6H212ZM10 8V9H9ZM47 8H50V10L49 9H47ZM54 9V11H53V9ZM66 8H68V9H66ZM72 8V9H71ZM81 8V9H80ZM103 8V9H102ZM117 9L119 8L118 6L116 7ZM116 8H115V14L113 13V16L115 15L116 17H114V18H119L121 15H124V17H126L125 15L127 14V18L129 17V14L128 13H125V12H123L122 13V11H121V8H119V10L117 11L116 10ZM148 7L146 6V5H144L143 6V8H141L142 10H144V11H141V9H137L136 10V14H137V12L139 13V14H137V17H138V15L140 16V17H144V18H140V17H138L137 19H143V21L145 20V18H146V20H145V22H143L144 23V25H142L143 27L144 26H146V24H149V25H147V26H150L149 28L148 27H145L146 29H140V27H142V26H140V23H142V20L140 21V20H137V22L139 23V27L137 26V24L138 23H136L135 25H136V27L135 28H133L131 25H132V18L131 19H129V20H131V23H130V21L128 20V22L127 21H125V18L123 17V16H121L119 19H124V20H119L120 22H122V24L123 25H125V23H127L126 24V27L127 26H130L129 28H133V30H135V29H138L139 28V30H135L136 32H138V31H140V30H149V29H152V30H155L153 27L156 25V24H153V20L154 21H156V19L158 18L157 16H160L159 15V13L158 12H160L161 10H163L162 12L164 13L165 12V10H164V8L162 9V7H160L161 9H159V8H153V10L151 9L150 10V8H149V10L148 11H152L153 13L156 11V13H154L155 15H152L153 13L152 12H148L146 9H147ZM243 8V12L245 11V12H247V9L245 8V7H242ZM11 9H13V11L11 10ZM26 9V10H25ZM29 9V10H28ZM31 9V10H30ZM36 9H38V11L39 12H41V11H43V12H41V13H39L38 11H36ZM71 9V10H70ZM102 9V10H101ZM245 9V10H244ZM9 10V11H8ZM15 10L17 11V13L15 12ZM75 10V11H74ZM79 10V11H78ZM83 10V11H82ZM98 10V11H97ZM139 10V11H138ZM157 10H160V11H158L157 12ZM231 11H234V10H236L235 8L234 9H230ZM30 11V12H29ZM35 11H36V14H35ZM81 11V12H80ZM101 11V12H100ZM141 11V12H140ZM13 12H14V14H13ZM38 12V13H37ZM51 12H53V13H51ZM59 13L60 14V17H59V15L58 14H56V13ZM117 12H120V13H122L121 15H116V14H120V13H117ZM135 12V11H134ZM144 12L145 13H149L150 15V17L148 18V15L147 14H144ZM160 13V14H163V13ZM204 12L206 13V11L204 10ZM227 12H229V9H228V11ZM244 12V13H245ZM7 13L10 15V17L12 18H10L8 15H7ZM45 13V15H43ZM64 13V14H63ZM95 13V14H94ZM99 13H101V16L99 15ZM141 13H143L142 15H141ZM203 13V12H202ZM6 14V15H5ZM16 14V15H15ZM18 14V15H17ZM30 14H31V16H30ZM33 14V15H32ZM39 14H41V15H39ZM46 14H47V16L48 17H46ZM64 15V17H61V16H63ZM81 14V15H80ZM156 14H158V15H156ZM165 14H167V12L166 13H164V15H162V17L160 18L159 17V19H158V21L160 20V19H162V20H160V23H164V24H166V25H164L163 23L160 25V27H162L161 29H160V27H157L160 31L162 30V31H164V32H162V33H160L159 32V30L156 28V26H155V28H156V30H157V32L159 33V34H161V35H159L157 32V34L161 37V38H159V36L158 35H155V37L153 36L155 33H153V32H155V31H150V33H153L152 34V37L153 38H149V36H151V34H149V36H147L148 38H147V41H148V43H149V41H150V47H149V44H148V46L147 45H144L146 48L148 47L149 49L152 47V46H158L157 44L159 43V46H158V48L160 47V44H161V47L163 48V43H164V41H170L171 42V40L172 39H167V38H165V36H166V34H165V32L168 34V31H170L171 29H169L170 27V22H167L166 23V20L168 19V14L165 16ZM20 15V16H19ZM35 15V16H34ZM39 15V16H38ZM51 15V16H50ZM54 15H56V17H54ZM96 15V16H95ZM99 15V16H98ZM147 15V16H146ZM152 15V16H151ZM204 15V14H203ZM8 16V17H7ZM16 16V17H15ZM24 17L23 19V21L21 20V18L22 17ZM29 16V17H28ZM34 16V17H33ZM37 16V17H36ZM41 16H43V17H46V18H49V19H46V18H43V17H41ZM68 16V17H67ZM78 16L80 17L81 16V18H78ZM118 16V17H117ZM153 16H155V17H157L156 19H154V17ZM165 16V17H164ZM168 16V17H167ZM200 16V17H199ZM19 17H20V19H19ZM31 17H33V19L31 18ZM41 17V18H40ZM51 17H52V19H51ZM58 17V18H57ZM74 17V18H73ZM98 17L100 18V19H98ZM152 17V18H151ZM163 17H164V19H166V20H164L163 19ZM198 17H199V19H201L202 18V14H198ZM7 18H10V19H7ZM13 18H15V19H17L18 21H17V23H16V25H20L21 26V28H20V26L18 27V26H15L14 24H13V21L12 20H15V19H13ZM26 18H28V19H31V21H29L28 19H26ZM60 18H63V19H60ZM78 18V19H77ZM87 18V19H86ZM126 18V19H127ZM130 18V17H129ZM170 18V17H169ZM40 20V22L42 23H40L38 20ZM44 19V20H43ZM55 19V20H54ZM58 19V21H56ZM76 19V20H75ZM85 19H86V21H85ZM89 19V20H88ZM150 19H152V20H150ZM4 20V21H3ZM19 20H20V23H19ZM34 20V21H33ZM41 20H43L45 23H46V25H48V27L47 26H45L44 27V22L43 21H41ZM48 20V21H47ZM50 20H53V21H50ZM60 20V21H59ZM66 20H68V22L66 21ZM72 20H73V23H72ZM77 20H78V22H77ZM118 20V19H117ZM147 20H150V22L149 21H147ZM12 21V22H11ZM16 21V20H15ZM15 21H14V23H15ZM24 21H25V23H24ZM29 21V22H28ZM50 21V22H49ZM61 21H62V23H61ZM64 21H65V23H64ZM76 21V22H75ZM92 21H94V22H92ZM125 21V22H124ZM147 21V22H146ZM162 21V22H161ZM167 21H169V20H167ZM7 22H10V23H8L7 24ZM21 22H22V24H21ZM34 23V25H33V23ZM39 22V24H37V23ZM49 22V23H48ZM71 22V23H70ZM82 22V23H81ZM100 22V23H99ZM188 22V21H187ZM6 23V24H5ZM23 23L24 24H27V23H30V24H28V27H27V25H23ZM53 23H54V25H53ZM55 23H57V24H55ZM76 23H77V25H76ZM88 25H87V24ZM103 23L105 24V21L103 20ZM155 23V22H154ZM3 24H5V26H3ZM10 24H12V25H10ZM32 24V27H30L29 25H31ZM51 24L53 25V27L51 26ZM58 24H61V25H59L58 26ZM63 24V25H62ZM74 24V25H73ZM79 24H81V25H79ZM150 24H152V25H154V26H152V25H150ZM41 25H43V28H42V26ZM76 25V26H75ZM163 25L165 26V27H163ZM12 26H14L13 28H12ZM37 26V27H36ZM38 26H39V28H40V30H38L39 28H38ZM50 26V27H49ZM55 26H57V27H55ZM105 26V25H104ZM3 27V28H2ZM17 27V28H16ZM30 27V28H29ZM55 27V28H54ZM82 29H81V28ZM84 27H85V30H84ZM7 28V29H6ZM24 28V29H23ZM32 28V29H31ZM36 29V31H35V29ZM47 28V29H46ZM50 28H51V31H50ZM57 28V29H56ZM80 28V29H79ZM96 28H97V30H96ZM128 28V27H127ZM148 28V29H147ZM166 28V29H168V31H166V29L164 30V29ZM10 29L12 30V32H10ZM15 29V30H14ZM20 29V30H19ZM21 29L23 30V31H21ZM27 29H28V31H27ZM34 29V30H33ZM49 29V30H48ZM73 29V30H72ZM89 31H88V30ZM198 28L196 27L194 30H193V34L195 33V35H193L194 37V43L192 44V48H193V51H192V53L193 52H195V49L197 50L196 52H195V55L194 56H192V54H191V50H192V48H187V49H189V50H187V49H185L184 51H182V52H185L184 54H182V57L183 58H185L186 59V61L182 58V57H180V59H181V61L178 63V65L183 61V65H182V63H181V66H186L187 68H189V69H187V68H185V70L187 69V71L189 70V71H192V69H193V71L190 73L189 71H188V73H187V71L185 72L187 75H189V76H187V79L189 78V77H191L190 79H188L189 81L190 80H192L193 79V77L194 76H197V74H198V70L196 71L197 72V74L194 72V70H196V68L198 69V66L200 67L201 66V62H199V59L198 58H200L201 56H197V55H199L200 53H203L204 51H203V46H204V41H205V39H207V37L206 38H204V36L202 37V34L203 33H201V31L198 29ZM4 30H6V31H4ZM18 30H19V32H18ZM31 30V31H30ZM45 30H47V31H49L50 33H51V36L49 37V35L47 34L48 32L47 31H45ZM53 30V31H52ZM61 30V31H60ZM82 30V31H81ZM4 31V32H3ZM7 31H9V32H7ZM15 31V32H14ZM30 31V34H28V32ZM37 31H39V32H37ZM41 31V32H40ZM42 31H43V33H42ZM56 31V33H54ZM63 31V32H62ZM88 31V32H87ZM196 31H200V35H201V37L199 36V34H196L197 32ZM14 32V33H13ZM21 32H23V33H21ZM34 32V33H33ZM35 32H36V34H35ZM45 32V33H44ZM47 32V33H46ZM58 32V33H57ZM60 32V33H59ZM64 32H66V33H64ZM78 32V33H77ZM189 32H191V31H189ZM5 33V34H4ZM9 33V34H8ZM11 33V34H10ZM16 33H18V34H16ZM19 33H20V35H19ZM27 34V38H26V35H24V34ZM32 33V34H31ZM40 33V35L42 34V36H44V37H42V36H40V35H38ZM49 33V34H50ZM62 33V34H61ZM68 33V34H67ZM73 33H75V35L73 34ZM82 33V34H81ZM118 33V34H117ZM116 33V30H113V32L111 33V32H106V35H109V36H107V37H110V39L112 38V40H114L115 39V43H117L118 45H116L117 46V48H116V46H115V48H114V45L113 44H111L112 46H113V48L114 49H110V46L108 45V47L109 48H107V46H106V48H104V52H102V54H100L99 55V57H100V59L102 58V56L104 57V59H105V57L107 58V56L109 55L110 56V54L112 55V57L110 58L109 56H108V59H106V60H103V58H102V61H103V63H111L110 62V60H112V62L113 61H115L114 59H112V58H114L113 56H114V53H116V52H114L115 51V49L116 50H118V51H120V52H122V54L120 53V55H119V57L116 59V61L115 62H122V57H123V59L125 58V55H124V53H126V56H128V54H129V52H128V54H127V52H126V49H124L123 50V46H120L119 44H121L122 45V43H121V36L122 35H120L119 34V32H117ZM9 35V38H8V35ZM13 34H14V36H13ZM16 34V35H15ZM22 34V35H21ZM35 34V35H34ZM44 34V35H43ZM45 34H47V37H46V35ZM65 34H67V35H65ZM111 34V35H110ZM115 34L117 35V36H115ZM146 33H144V35H145ZM165 34V35H164ZM3 35V36H2ZM5 35V36H4ZM32 35H34L33 37V40L32 41H35V43L34 42H32L31 41V39H32ZM39 37H38V36ZM59 35H60V37H59ZM95 35V36H94ZM164 35V36H163ZM191 35V34H190ZM7 36V37H6ZM10 36H11V38H10ZM16 36V38H14ZM19 36H22V37H20L19 38ZM24 36V37H23ZM31 36V37H30ZM67 36V37H66ZM75 36V37H74ZM76 36H77V38H76ZM90 36V37H89ZM113 36V37H112ZM114 36H115V38H114ZM118 36H120V37H118ZM189 36V35H188ZM195 36H197V42H196V37ZM4 37H6V39H7V41H1V39L3 38V40H6ZM53 37V38H52ZM55 37H57V38H55ZM64 37H66V38H64ZM98 37V38H97ZM120 38V39H118V41H117V38ZM158 37V38H157ZM163 37V38H162ZM166 37H169L168 35L166 36ZM186 37V36H185ZM199 37H200V39H199ZM18 38V39H17ZM31 38V39H30ZM35 38L36 39H38V40H35ZM40 38H42V39H40ZM46 38V39H45ZM49 38V39H48ZM55 38V39H54ZM75 38V39H74ZM96 40H95V39ZM157 38V39H156ZM177 38V37H176ZM183 38V39H182ZM187 38V37H186ZM186 38H184V37H178V39L177 40H175L174 42H173V44H175V45H177L176 43H179L180 41L181 42H183V40L185 39L186 40ZM9 39H10V41H9ZM20 39H24V41H25V39H26V41L25 42H21V41H23V40H20ZM53 39H54V42H53ZM59 39H60V41H59ZM70 39V40H69ZM124 39H126V38H123V40ZM148 39H150V40H148ZM160 41H159V40ZM167 39V40H166ZM182 39V40H181ZM14 40L16 41V43L14 42ZM18 40H20V41H18ZM40 40H42V41H40ZM61 40H62V42H61ZM72 40H73V42H72ZM76 40V41H75ZM83 40V41H82ZM152 40H154L155 41V43H152ZM13 41V42H12ZM46 41V43H45V45L44 46H46V48L44 47L43 48V45L42 46H40L41 44L39 43V42H42V44H44V42ZM52 42V44L54 45V46H52V44L50 45V44H48L47 45V42ZM59 43H58V42ZM66 41H70V42H66ZM140 41V40H139ZM147 41H145V44H147ZM153 41V42H154ZM159 41V42H158ZM176 41H178V42H176ZM186 41H188V40H186ZM184 42V43H182L183 44V46L184 47H187V46H189V44H188V42ZM231 41L232 40H230V42H229V40H227V42H226V44H229V43H231ZM18 42H21L19 45H18ZM31 42V43H30ZM48 42V43H49ZM56 42V43H55ZM84 42V43H83ZM114 42H112V43H114ZM120 42V43H119ZM161 42V43H160ZM196 42V43H195ZM11 43H13V44H11ZM15 43V44H14ZM29 43H30V45H29ZM33 43V44H32ZM39 43V44H38ZM64 43H65V45H64ZM114 43V44H115ZM153 45H152V44ZM6 44V45H5ZM16 44L18 45V46H16ZM27 44V46L28 47H26V48H24L25 47V45ZM70 44V45H69ZM180 45H181V43H179ZM179 44H178V46H179ZM8 45H10V46H8ZM13 45V46H12ZM32 45V46H31ZM34 45H35V47L37 48H35L34 47ZM50 45V46H49ZM69 45V46H68ZM99 45V46H98ZM126 45V44H125ZM141 45H143L142 43H137L136 44V46L137 47H140L141 48ZM193 45H194V47H193ZM197 45H199V46H197ZM8 46V47H7ZM20 46V47H19ZM39 46H40V49H39ZM52 46V47H51ZM56 46H57V48H56ZM82 46H83V48H82ZM95 46V47H94ZM112 46H111V48H112ZM120 48H119V47ZM182 45L180 46L181 48L183 47ZM5 47V48H4ZM10 47H13V48H11V51H8V50H10ZM23 47V48H22ZM30 47V51H29V48ZM32 47H34V48H32ZM56 48V49H54V48ZM65 47V48H64ZM160 47V48H161ZM172 48H176L177 46H174L173 47V45L171 46ZM191 47V46H190ZM195 47H199V49H201V52L198 50V48H195ZM226 47H230V46H226ZM2 48H4L3 50H2ZM7 48V50H5ZM22 49V51H21V49ZM49 48V49H48ZM63 48V49H62ZM82 48V49H81ZM121 48H122V51H121ZM181 48H179V47H177L174 51L176 52H178V50L180 51L181 50ZM13 49V50H12ZM16 49V50H15ZM19 49V50H18ZM31 49L32 50H34V51H31ZM41 49L42 50H44V52L43 51H41ZM46 49V50H45ZM68 49V50H67ZM86 49V50H85ZM105 49H108L109 51H110V54H106V53H109V51L108 50H106L107 52H105ZM183 49V48H182ZM24 50V51H23ZM28 50V51H27ZM36 50V51H35ZM41 52H40V51ZM47 50H48V52H47ZM51 50H53L52 51V53H51ZM136 50V49H135ZM138 50L139 49H137V52L136 51H131L132 53H133V55L134 56H137V59H140L139 61L141 62V61H143V59L142 58H140L142 55H143V51H140L139 50V53H142V54H139L138 53ZM162 50V49H161ZM23 52V53H20V52ZM50 51V52H49ZM64 53H63V52ZM68 51V52H67ZM93 53H92V52ZM114 53H113V52ZM190 53H189V52ZM5 53V54H3V53ZM8 52V53H7ZM11 52H13V53H11ZM30 52L34 55H37L36 57H37V61L35 60L36 58H33V55H31L30 54ZM36 52H37V54H36ZM45 52H47V53H45ZM59 52V53H58ZM66 52V53H65ZM87 52V53H86ZM112 52V53H111ZM187 52V53H186ZM198 52H200V53H198ZM26 53V54H25ZM40 53L42 54V55H40ZM58 53V54H57ZM61 53V54H60ZM105 53V55H103ZM167 53V54H166ZM165 53V55L166 56H170V54H169V52H166ZM197 53V54H196ZM3 54V55H2ZM8 54H9V56H8ZM13 56V57H11V55ZM14 54H17V55H14ZM19 54H21L20 56H18ZM39 54V55H38ZM48 54H50L51 55V57H50V55H48ZM55 54H56V56H55ZM137 54V55H136ZM186 54V57H184V55ZM187 54H189V55H191V56H187ZM194 54V53H193ZM24 55H27V56H29V57H25ZM35 55H34V57H35ZM44 55V57H42ZM53 55H54V57H53ZM61 55V56H60ZM132 54H130V56L132 57L133 56ZM138 55H141V56H139L138 57ZM201 55V54H200ZM7 56V57H6ZM18 56L20 59H18V65L16 64L17 62L16 61H12V60H16V57ZM21 56H24L25 58H27V59H25L24 57H21ZM31 56V57H30ZM58 56V57H57ZM61 57V59H60V57ZM93 56V57H92ZM130 56L128 57V58H130ZM133 56V57H134ZM181 56V55H180ZM82 57V58H81ZM120 57H121V59H120ZM192 57H195V58H197V60L195 59V58H193L194 60L193 61H191L192 59ZM21 58H23L24 59V64L26 65H24L23 64V59H21ZM40 58V59H39ZM42 58V59H41ZM47 58V59H46ZM48 58H50V61H49V59ZM84 58V59H83ZM96 58V59H95ZM110 58V59H109ZM188 58L190 59V60H188ZM2 59V60H1ZM4 59V60H3ZM30 59V60H29ZM44 59V60H43ZM46 59V60H45ZM121 60V61H119V60ZM126 59H127V57H126ZM131 59V58H130ZM134 61H137V59L134 57ZM167 59V58H166ZM166 59H164V60H166ZM22 60V61H21ZM43 60V61H42ZM82 60V61H81ZM109 62H108V61ZM195 60L198 62V66L196 65L197 63L195 62ZM3 61V62H2ZM12 61V62H11ZM21 61V62H20ZM31 61H32V63L33 64H31ZM35 61V62H34ZM49 61V62H48ZM55 61V62H54ZM81 61V62H80ZM190 63H189V62ZM6 64H5V63ZM11 62V63H10ZM16 62V63H15ZM20 62V63H19ZM27 62H28V65H27ZM46 64H45V63ZM77 62H79V63H77ZM86 62H88V63H86ZM98 62V63H97ZM161 62V63H160ZM159 63H160V66L159 67H156L157 69H154L153 67L151 68V70H154V72H156L157 73V71H159L160 70V67H162L161 65H162V62H163V60L162 61H160ZM185 62V63H184ZM206 62V61H205ZM38 63V64H37ZM42 63H43V65H42ZM56 63H58V64H56ZM61 63V64H60ZM70 63H72V64H70ZM164 63V62H163ZM193 63H196L195 65H192ZM207 63V62H206ZM19 64H21L22 66L20 67V65ZM35 64V66L36 65H38V66H36V67H39L38 69L35 67V66H32V67H30L31 65H34ZM81 66H80V65ZM188 64H190V65H188ZM42 65V66H41ZM71 65H73V66H71ZM79 65V66H78ZM206 65V64H205ZM15 66V67H14ZM18 66V68H17V71L15 70L16 69V67ZM25 66V67H24ZM51 66H53V67H51ZM71 68H70V67ZM76 66V68H74ZM83 66V67H82ZM158 66V65H157ZM193 66L195 67V66H197V67H195V69L193 68ZM20 67V68H19ZM35 67V68H34ZM56 67V68H55ZM171 67V68H170ZM225 67H227V65H225L223 68L225 69H223V71L224 72H227L228 71V67L227 68H225ZM8 68V69H7ZM30 68H31V70H30ZM34 68V69H33ZM68 68H70V69H68ZM78 68H80V69H78ZM3 69V70H2ZM12 69V70H11ZM20 69V70H19ZM24 69V70H23ZM45 71H44V70ZM75 69H76V71H75ZM81 69H84V70H81ZM165 69V68H164ZM173 69V66H169V68L168 69H166L167 71L169 70V71H171ZM207 69H208V71H209V68L207 67ZM206 69V70H207ZM215 69V68H214ZM222 69V68H221ZM6 72H5V71ZM23 72H22V71ZM27 70V71H26ZM38 70V71H37ZM49 70H50V72H49ZM56 70V71H55ZM60 70V71H59ZM150 70V71H151ZM155 70H157V71H155ZM227 70V71H226ZM20 72V74L18 73L17 74V72ZM25 71V72H24ZM33 73H32V72ZM63 71V72H62ZM67 71V72H66ZM73 71H74V73H73ZM166 71V72H167ZM13 72V73H12ZM22 72V73H21ZM58 72V73H57ZM65 72V73H64ZM73 74H72V73ZM84 72V73H83ZM153 72V73H154ZM165 71H164V74L166 73ZM4 73V74H3ZM6 73V74H5ZM12 73V74H11ZM30 73H32V74H30ZM52 73V74H51ZM61 73V74H60ZM69 73H70V76H69ZM82 73V75H83V77H82V75H80ZM151 73H152V71H151ZM156 73H154L153 75H151L152 76V79L151 80H154L155 78H157L156 76H158ZM28 74V75H27ZM35 74V75H34ZM40 74V76H38ZM42 74H43V77H42ZM44 74H46V75H44ZM48 74V75H47ZM50 74V75H49ZM155 74H156V76H155ZM193 74H195V75H193ZM3 75H5V76H3ZM51 75H52V77H51ZM72 75H74L75 77L77 76L80 80V82H78V78H75L74 76H72ZM193 75V76H192ZM3 78H2V77ZM7 76V77H6ZM20 76V77H19ZM36 76V77H35ZM48 76H49V78H48ZM61 76V77H60ZM154 76V77H153ZM18 77V78H17ZM26 77H27V79H26ZM30 77H31V82H33V86L34 87H32V83L30 82ZM41 77V78H40ZM46 77V78H45ZM54 77H56V78H54ZM72 77V78H71ZM20 78V79H19ZM32 78H34V79H32ZM41 79V82L43 81V79H47V80H44L45 81V83H44V81H43V83L44 84H42L41 82H40V79ZM53 78V79H52ZM60 78V79H59ZM67 78V79H66ZM74 78V79H73ZM83 80H82V79ZM89 78V79H88ZM151 78V77H150ZM195 78V77H194ZM3 79V80H2ZM39 79V80H38ZM58 79V80H57ZM69 79V80H68ZM75 79H77V80H75ZM158 79V78H157ZM5 80V81H4ZM26 81V83H24L25 81ZM33 80V81H32ZM66 80V81H65ZM70 80H74V82L73 81H71L70 82ZM194 80V79H193ZM192 80V81H193ZM11 83H10V82ZM16 81H18V82H16ZM46 81H47V84H46ZM57 81V82H56ZM69 81V82H68ZM16 82V84H15V86H17L16 88L14 87V83ZM27 82H29V84L27 83ZM36 82H38V83H36ZM50 82V83H49ZM68 82V83H67ZM76 82H77V84H76ZM89 82V83H88ZM19 83V84H18ZM22 85H21V84ZM23 83H24V85H23ZM68 84V85H66V84ZM80 83V85H78ZM11 84V85H10ZM26 84V85H25ZM30 84H31V88H33V89H31L30 88ZM38 84H39V86L41 87V88H43V89H41L40 88V90L38 89L39 88V86H38ZM52 84V85H51ZM58 86H57V85ZM72 84V85H71ZM75 84V85H74ZM7 85V86H6ZM8 85H9V87H8ZM20 85V86H19ZM46 85V86H45ZM48 85V86H47ZM54 85V86H53ZM73 86V87H71V86ZM1 86H2V88H1ZM11 86V87H10ZM13 86V87H12ZM21 86H24V88L23 87H21ZM38 86V87H37ZM44 86V87H43ZM64 86V87H63ZM66 86V87H65ZM68 86V87H67ZM77 86H80L79 88H77ZM89 86V87H88ZM6 87V88H5ZM37 87V88H36ZM48 88V91L46 90L47 88ZM52 87H56V89H54V88H52ZM64 89H63V88ZM78 89H76V88ZM4 88V89H3ZM8 88V89H7ZM10 88V89H9ZM50 88L52 89V90H50ZM59 88V89H58ZM67 88V89H66ZM4 91H3V90ZM14 89H15V91H14ZM20 89H21V91H20ZM23 89V90H22ZM27 89H29V90H27ZM35 89H37V90H35ZM44 89H45V94L46 95H48L47 97H46V95H44V93H40V92H44ZM71 89H73V91L71 90ZM75 89V90H74ZM39 90V91H38ZM54 90V91H53ZM67 91V93L68 94H66V91ZM77 90V91H76ZM8 91H9V93L10 92H12V93H10V94H8ZM22 91H23V93H22ZM24 91H25V93H26V97H25V93H24ZM27 91V92H26ZM28 91H29V94H31V96L33 97H31L29 94H28ZM34 91V93H33V95H32V93L31 92H33ZM35 91H38L40 94H42L41 96L40 95H38V92L36 93ZM52 91V93H50ZM62 91H64L65 93H63ZM15 92H17V93H15ZM48 92V93H47ZM53 92H55V93H53ZM58 92V93H57ZM65 94L66 95V97L62 94ZM79 92V93H78ZM2 93H4V94H2ZM14 93V94H13ZM19 93V94H18ZM60 93L62 94V95H60ZM77 93V94H76ZM10 95V97H12V96H14V98H9V96L8 95ZM37 94V95H36ZM51 94V95H50ZM52 94H54V95H52ZM5 95V96H4ZM12 95V96H11ZM15 95H16V97H15ZM19 95H20V97H22V98H20L19 97ZM57 95V96H56ZM77 95V96H76ZM25 97V99H24V97ZM38 96V97H37ZM42 98V100H40L41 98ZM49 96H51V97H49ZM56 96V97H55ZM58 96H60L62 99L60 100V97H58ZM75 96V97H74ZM5 97V99H3ZM17 97H19V98H17ZM28 97V98H27ZM57 98V100L55 99V98ZM6 98H9V100L8 99H6ZM16 98V99H15ZM30 98V99H29ZM31 98H32V100H31ZM36 98V99H35ZM58 98H59V100H60V102L61 103H59V101H58ZM67 98V99H66ZM10 99H11V101H10ZM18 99V100H17ZM19 99H23V101H21L20 100V102L21 103H19ZM48 99V100H47ZM51 101H50V100ZM64 99H66V100H64ZM5 102H4V101ZM7 100V101H6ZM15 100H17L16 101V106L14 105V107H13V105L12 104H15ZM24 100H25V102H24ZM36 100H38V102L40 103L41 101V104H39V103H37V101ZM54 100V101H53ZM72 100V101H71ZM74 100V101H73ZM35 102V103H32V102ZM44 101V102H43ZM47 101L49 102V103H47ZM58 101V102H57ZM62 101H63V105H62ZM66 101H68L69 103H71V105L69 104L68 105V102H66ZM10 102H11V105H9L10 104ZM22 102H24V104L22 103ZM30 103V106H28L29 104L28 103ZM52 102H55V104L54 105H52L53 103ZM82 102V103H81ZM9 103V104H8ZM19 103V104H18ZM34 104V105H32V104ZM42 103H44L43 105H42ZM56 103H59V104H57V105H59V110L60 109H62V111L60 112L59 110H58V106L56 105ZM67 103V104H66ZM6 104V105H5ZM37 104V105H36ZM50 105V108L52 107V109L54 110V112H53V110H50L49 112H51L50 114L48 113V112H46L47 111V109L49 108V105ZM8 105V106H7ZM21 105V106H20ZM26 106V108L27 109H25V108H22V107H25ZM41 105V106H40ZM52 105V106H51ZM55 105H56V107H55ZM67 105V106H66ZM32 106H33V108L35 109H33L32 108ZM44 107V108H41V107ZM48 106V108H46V107ZM62 106V107H61ZM4 107H8L9 109H7L6 108V110L9 112V114L7 113V111L5 110V108ZM10 107H12L11 108V110H10ZM18 107H21L22 109H18L17 110V108ZM29 107V108H28ZM68 107V108H67ZM73 107V108H72ZM55 108V109H54ZM14 109H16L17 111H14ZM37 109V110H36ZM65 109H68V110H65ZM2 110H4V111H6V113L4 112V111H2ZM10 110V111H9ZM25 112H23V111ZM29 110V111H28ZM32 110V111H31ZM40 110V111H39ZM42 110H43V112L45 111L46 112V116H42V115H44L43 114V112H42ZM59 111L60 113H62V112H64L63 113V115H65V116H63L62 114H61V116H63V118L64 117H66L67 116V120L66 119H64V121L66 120V123H64V124H61L62 125V127H59V122H57L58 120H57V116H58V114L60 115V113L59 112H57V111ZM2 111V112H1ZM37 113H36V112ZM55 111H56V116L55 115H53L54 113H55ZM11 112H13V113H11ZM17 112V114H15V113ZM20 112V113H19ZM32 113L31 115L29 114V113ZM39 112H41V117H44L43 119L41 118V117H39L40 115H39ZM2 113H4V114H2ZM11 113V114H10ZM22 113H24L23 115H22ZM36 113V114H35ZM48 113V114H47ZM20 114V115H19ZM29 114V115H28ZM33 114L34 115H36L37 116V118H36V116H33ZM7 115V116H6ZM10 115H11V120H9V121H6V120H8L9 119V117H10ZM18 116V118L19 117H21V115H22V118H19L20 119V121L18 122V124L20 123V127H18L19 125L17 124V116ZM47 115L49 116V117H47ZM50 115H52V116H55V117H51ZM70 115V116H69ZM72 115V116H71ZM9 116V117H8ZM27 116V117H26ZM32 118H31V117ZM61 116L59 117L60 119H61ZM5 117V118H4ZM14 119H13V118ZM24 117V118H23ZM25 117H26V119H25ZM33 117H35V118H33ZM50 117H51V119H50ZM3 118H4V120H3ZM8 118V119H7ZM49 120H52V119H55V120H52V121H49V122H47L48 121V119ZM13 119V120H12ZM16 119V120H15ZM23 119V120H22ZM28 119H29V122H27L28 121ZM31 119H34V121L33 120H31ZM46 120V121H42V120ZM59 119V120H60ZM14 120H15V122H14ZM24 120H26V122H23ZM38 120V121H37ZM41 120V124L40 125H38V123H40L39 121ZM57 120V121H56ZM70 120V121H69ZM1 121H3V122H1ZM4 121L6 122V123H4ZM36 121V123H34L33 124V122H35ZM54 121H56V124L57 125H53V126H51L52 124L51 123H53ZM63 121V120H62ZM7 122H11L10 124H8V126H7ZM16 123V124H14V123ZM21 122H23V123H21ZM38 122V123H37ZM46 122L48 123L47 125H49V126H51V128L49 127V126H47V128L49 127L50 128V130H52V128H55V130L53 129V131H51L52 132V134H50L51 132H49L50 130L48 129V131H47V128L45 129V127H43V126H46ZM28 123H32L31 125H32V127L30 126V124H28ZM43 123V124H42ZM55 123V122H54ZM63 123V122H62ZM67 123H69L68 125H67ZM12 124H14V125H12ZM24 124V125H23ZM26 124V125H25ZM27 124H28V127H27ZM36 124V125H35ZM7 126V128H6V126ZM13 126V128H11V126ZM23 125V126H22ZM38 125V126H37ZM60 125V126H61ZM15 126V127H14ZM16 126H17V128H16ZM54 126H56V127H54ZM24 127H26V128H24ZM33 128V129H31V128ZM37 129H36V128ZM40 127H42V130H44L45 131V133H46V131H47V134H48V136L45 134L44 135V131H42L41 132V134L39 133L40 131L39 130H41V128ZM3 128H4V132H3ZM7 130H6V129ZM12 129V131L10 130V129ZM15 128H16V130H15ZM19 128H21V130H23V131H19ZM40 128V129H39ZM44 128V129H43ZM59 128H63V129H59ZM9 129V130H8ZM14 129V130H13ZM28 129H30V130H28ZM36 131H35V130ZM57 129V130H56ZM59 130V131H58ZM62 130V131H61ZM11 131V132H10ZM14 131V132H13ZM25 131H26V133H25ZM31 131H33L34 133L35 132H37L36 134H37V137H35V135H34V133L32 132L31 133ZM57 131H58V133H57ZM61 131V132H60ZM6 132H7V134H6ZM15 132H18L17 134H21V136H24V137H22L21 138V136H17L16 135V133ZM11 133V134H10ZM15 133V134H14ZM27 133H28V135H27ZM55 133V134H54ZM9 134V135H8ZM23 134V135H22ZM29 134H31V135H29ZM33 134V135H32ZM50 134V135H49ZM63 134V135H62ZM5 135H6V138H5ZM10 135H12V137H9ZM13 135H15V136H13ZM39 135H41V137H38ZM43 135H44V137H43ZM28 136H29V138L31 137V136H34V137H31L32 138V141H31V139H29L28 138ZM46 136V137H45ZM51 136H52V138H51ZM18 137H20V138H18ZM49 137H50V139H53V142H54V144H56V146L55 145H52V140H48L49 139ZM12 140H11V139ZM14 138V139H13ZM40 138V139H39ZM21 139H22V141H21ZM37 139V140H36ZM43 139H45V140H43ZM16 140H18V141H16ZM27 140V141H26ZM30 140V141H29ZM46 141V142H48V144L45 142V144L47 145V147H45L46 145L45 144H43L44 142H38V141ZM13 143H12V142ZM16 143H15V142ZM24 141H26V142H24ZM35 141H36V143H35ZM51 141V142H50ZM6 142H9L10 143V145L13 147H11V146H9V144L7 143L6 144ZM22 142V143H21ZM26 144H24V143ZM29 142H31V143H29ZM29 143V144H28ZM4 146H3V145ZM14 144L16 145L17 144V147L15 146L14 147ZM22 144H24L25 146H27V147H25L24 145H22ZM33 144V145H32ZM36 144V146H37V144H38V146L36 147H34V145ZM41 144V145H40ZM51 144V145H50ZM8 145V146H7ZM21 145V146H20ZM31 147H30V146ZM45 145V146H44ZM24 148H23V147ZM32 146H33V149H32ZM55 146V147H54ZM9 147H11V148H8ZM45 147V151L43 150V148ZM16 150H15V149ZM19 148V150H17ZM57 148V149H56ZM12 149V150H11ZM25 149V150H24ZM29 149H31V150H29ZM52 149H54L53 151H52ZM16 151V155H15V151ZM49 150V151H48ZM11 151H13V153L11 152ZM47 151V152H46ZM20 152V153H19ZM50 152H53V153H50ZM8 153H11L12 154V156L13 155H15L14 157H11V156H7V154ZM4 154H5V156H4ZM11 154H9V155H11ZM49 154V155H48ZM23 155L25 156V154L23 153ZM7 156V157H6ZM16 156H17V158L19 157V159H17L16 158ZM54 157H56V156H54ZM47 158V159H46ZM54 160H53V159ZM23 159H25L24 157H23ZM6 160V159H5ZM14 160V161H15ZM22 160V159H21ZM6 162V161H5ZM2 163V164H1ZM49 165H50V163H48ZM47 164V165H48ZM2 166V167H1ZM48 167V169L50 170L52 167H49V166H47ZM47 169V172L49 171ZM4 171V173H6L5 175H3V171ZM52 170V169H51ZM51 172L52 171H50V172H48L47 174H51ZM25 174L24 175H26V172H24ZM23 174V173H22ZM21 174V175H22ZM1 175H3L2 177H1ZM7 175V176H6ZM10 175H11V177H10ZM7 177L8 178V176H9V179H7V178H5V177ZM41 176H43L44 177V175H40V177H39V175L37 176V177H39V178H42V182H45L44 180H45V178H43V177H41ZM4 177V178H3ZM36 177V178H37ZM17 178V177H16ZM15 178V179H16ZM39 178H37L36 179V181L38 182V179ZM4 179V180H3ZM21 180H22V178H20ZM19 179V180H20ZM6 180V181H5ZM40 181V180H39ZM41 182V181H40ZM18 183V182H17ZM15 184V183H13V185H7V184H0V189H1V191L3 192V194L1 193V191H0V198H2V196H3V198L0 200V203L2 202V201H4V202H2L1 204H0V212H1V214H0V247H1V249L2 250H0V264H14V262H16L15 264H18L19 262V264H31V262H33L32 264H44V260H46V259H48V260H46L47 261V264L48 263H51V264H70V262L72 261V263L71 264H98V262H99V264L101 263V264H118V263H120V264H122L123 262H125V264L127 263V264H136V263H138L139 262V264H144V263H146V264H153V262H154V264H183V262H184V264H188V262H189V264H196V262H198V259H200V261L199 262H201V264L203 263V264H214L215 263V260L216 261H218L219 260V262L217 263L216 262V264H219L220 262V264H234L235 262H234V260H231L232 259V257H231V259H230V257L229 256H231L230 255V253L227 251V250H224L225 249V246H227L226 244L229 242V241H232V239L230 240L229 238H230V235L228 236L227 234H226V237L225 236H223V238L225 237V241L222 239V237H221V235L219 234V227H218V225H212V224H210L209 223V225H208V223H207V225L208 226H206V224L204 223L205 221H204V219L206 220V217H204V219L203 218H201L202 216H204V215H202V216H200V215H198V216H196L194 219H193V221L191 220V221H189L190 223H187V225L189 226H191V223L192 222H194V223H196V224H194V223H192V226H191V229L192 230H195V232L193 233L192 232V234L193 235H195L194 237L196 238V240H195V238L193 237V236H191L190 234H191V230H190V226L188 227L187 225H185L184 226V228H183V230L180 232V236L178 237V243L176 242V244H175V248H174V246H173V248L171 249H169V248H166L165 246H164V243H163V239H161V238H157L156 236H157V234H159L158 232H157V234H156V226H153V224H149V223H143L144 224V227L143 228H140V227H142V225L140 226V224L139 225H137L136 223L134 224V223H127V221H129L126 217H125V215L127 216V213L126 212H123V217H120V218H122V219H124V222H123V226L124 227H122V226H120L119 228H115L116 229V231H115V229H114V227L113 228H111V225L109 226L108 224H114V222H113V220L115 219V218H117V216H119V214H117V212L118 213H120V211H118L119 209V207H116V205L114 204L116 201H114V203L111 201V202H109V204H108V206H104L102 209H101V211L103 212H101L100 211V209L99 210H97L96 211V208H93V211H91V209H90V211L92 212L91 214L92 215H94L93 214V212H95L96 211V213L95 214H97V215H101V217H98L97 215H96V217L95 218H102V219H97V220H94V217L92 216V218H91V220L90 221H87V223H86V220H85V222H84V220L83 219H86V217L84 218V216L86 215V213H85V215H84V213H82V211H81V215L79 214V212L77 211V214H76V217L74 218V212L75 211H72L71 212V210H66V211H68V212H66L65 211V218H64V220L66 219H69V220H63L62 222L61 221H59L57 218H56V214H54L55 213V211H54V213H52V211H53V208L52 209H49V208H45V209H43V207H41V206H39V208H38V205H37V209L39 210V212H38V210H32L33 209V205H32V199H34V197L31 195V199L30 198H28L29 196H25L26 194H24L22 197H21V195L23 194V193H25V189L24 188H26V186L28 187V186H30V184H28V185H26V186H24V188L23 187H21V190L23 191H21V190H19V189H17V187H19L18 186V184ZM15 184V185H14ZM34 184V183H33ZM33 184H31V186L33 185ZM2 185H4V186H2ZM7 186V190H6V186ZM2 186V187H1ZM13 186L17 189L16 190V193H15V188L13 189ZM46 185H44V183H42L41 184V188H43L45 191H46V188L48 189V187L46 186ZM11 187V188H10ZM45 187V188H44ZM3 188H5V189H3ZM23 188V189H22ZM3 189V190H2ZM9 189H11V191H9ZM12 189H13V191H12ZM5 190H6V192H5ZM18 190H19V192L21 193H19L18 194ZM61 190V189H60ZM60 190H59V188H57L56 189V191H55V193L57 192V191H59L60 192ZM8 191L9 192H13V193H8ZM32 192H34V191H32ZM47 192V191H46ZM78 192V191H77ZM77 192L76 191H69V192H67V193H64L65 194V196L66 197H64V198H66L68 201H67V204H71V203H68V202H71V196H72V198L74 199V198H77V197H79L80 196V192H78V194H79V196H78V194H77ZM7 195H6V194ZM58 193V192H57ZM60 193H62V190H61V192ZM59 193V194H60ZM74 193H76V195L74 194ZM91 193H93V192H91ZM94 193H98L99 194V196H100V193L98 192V191H95ZM9 194H11V195H9ZM15 194V195H14ZM68 194H70V196H68ZM96 194H94V195H96ZM98 194H97V196H93V197H91V194H90V198H93V199H95V198H98ZM4 195H5V197H4ZM12 195H14V196H18L17 198H15L14 196H13V198H12ZM37 195H40L39 193H37ZM75 195V196H74ZM93 195V194H92ZM67 196H68V198H67ZM11 197V199L9 200V198ZM24 197H26V198H24ZM40 197V196H39ZM46 197H48V195L46 196ZM19 198V199H18ZM28 198V199H27ZM4 199H6V200H4ZM14 199V200H13ZM16 199H18V200H16ZM22 199H24V201L22 200ZM28 201H27V200ZM48 199V198H47ZM11 200H12V202H11ZM29 200L31 201L30 203H29ZM6 201V202H5ZM11 202V204H10V202ZM15 201V202H14ZM18 201V202H17ZM119 201V200H118ZM9 202V203H8ZM19 202H20V204H19ZM21 202H23V203H21ZM27 202V203H26ZM119 202H121V201H119ZM4 203H6L5 205H3ZM8 203V204H7ZM24 203H25V206H26V208L24 207ZM117 203V202H116ZM10 204V206H8ZM14 204V205H13ZM21 204L23 205V206H21ZM113 204V205H112ZM7 205V206H6ZM27 205L29 206V207H27ZM31 205V206H30ZM5 206V207H4ZM13 206V207H12ZM14 206H16V209H15V207ZM8 207H10V208H8ZM21 207H23L22 209L23 210H21L20 208ZM111 207V208H110ZM1 208H2V210H1ZM3 208H4V210L6 211V213L9 211L10 213H7V215H6V213L4 212V210H3ZM14 208V209H13ZM108 208V209H107ZM7 209H9V210H7ZM29 209H31L32 210V212H31V210H29ZM49 209V213H50V215H49V213H47L46 214V212H47V210ZM105 209H107V210H105ZM28 210V211H27ZM44 210H46L45 212H44ZM51 210V211H50ZM110 210V211H109ZM112 210H113V212H112ZM12 211V212H11ZM14 211V212H13ZM19 211V212H18ZM22 211V212H21ZM38 213H37V212ZM104 211H106V212H108V214H106V212H104ZM4 212V213H3ZM21 212V213H20ZM30 212V213H29ZM43 212V213H42ZM56 212H57V214L59 213V212H61L60 210H56ZM72 213V215H71V213ZM97 212H99V213H97ZM109 212H110V214L111 213H113V214H109ZM114 212H115V214H114ZM2 213L4 214V216L2 215ZM16 213V214H15ZM69 213V214H68ZM88 213H90V212H88ZM100 213H102V214H100ZM21 214V215H20ZM27 214H28V216H27ZM32 214H34V215H32ZM36 214H38V216L36 215ZM55 215L53 218H56L55 220H54V222H53V218H51L53 215ZM68 214V215H67ZM78 214L80 215L79 216V218L81 219V220H78V221H76V219L78 218ZM104 214H105V216H104ZM11 215L14 217V215L16 216V217H11ZM44 215H49V217H46V216H44ZM69 215L72 217H69ZM103 215V216H102ZM111 217H113L114 216V218H110V216ZM113 215V216H112ZM9 216V217H8ZM32 216H34V217H32ZM42 216V217H41ZM83 216V218H81ZM106 216H108V217H106ZM206 216V215H205ZM25 217V218H24ZM28 217H31V219L30 218H28ZM47 219H46V218ZM67 217V218H66ZM103 217H105L104 219H105V223L103 222V224H102V221H103ZM197 217H200L199 218V220H198V218ZM2 218L3 219H5V220H2ZM13 218V219H12ZM15 218H17V219H15ZM27 218V219H26ZM36 218H37V220H38V223L37 222H34L35 220H36ZM78 218V219H79ZM107 218V219H106ZM197 218V219H196ZM16 221H15V220ZM22 219V220H21ZM30 219V220H29ZM33 219V220H32ZM42 219V220H41ZM48 219H49V221L52 223L53 222V224L55 223V221L57 220V223H55V225H56V227H54L53 226V224H51V223H48L47 224V222H49L48 221ZM71 219H72V221H71ZM75 219V222H77L78 223V226H77V224H75L74 222H73V220ZM93 219V220H92ZM127 219V221H125ZM11 220V221H10ZM32 220V221H31ZM36 220V221H37ZM52 220V221H51ZM98 220L100 221V223H98ZM106 220H107V225H106ZM108 220H112L110 223H108L109 221ZM197 220V221H196ZM200 220H202V222L200 221ZM6 221H9V223L8 222H6ZM13 221H14V224L15 225H13ZM25 221V222H24ZM27 221H30V222H27ZM92 221V222H91ZM94 221V222H93ZM11 222V223H10ZM31 222H33V223H31ZM41 222H43V224L41 223ZM59 222H60V225H59ZM67 224H66V223ZM69 222V223H68ZM72 222V224H70ZM79 222H80V225H79ZM84 222V223H83ZM96 222L98 223V224H96ZM200 222V223H199ZM31 223V224H30ZM40 223H41V225H40ZM46 223V224H45ZM64 223V224H63ZM87 224V225H81V224ZM89 223V224H88ZM94 224V225H91V227H89L90 226V224ZM126 223H127V225H126ZM201 224L203 227H199L200 225H197V224ZM22 224V225H21ZM35 224H37V225H35ZM45 224V225H44ZM52 226H51V225ZM99 224H101L100 226V230L102 231V232H99V229L98 228H96L97 226L99 227ZM132 224H134V225H132ZM193 224H194V226H193ZM204 224H205V226H206V230H205V226H204ZM35 225V226H34ZM65 226V228L63 227V226ZM66 225H67V229L69 230V231H67L66 230ZM68 225H69V227H68ZM72 225V227L74 228L73 230H72V228L70 227ZM75 225H76V227H75ZM125 225H126V227H125ZM130 227H129V226ZM152 225V226H151ZM195 225H197L198 227L195 229ZM18 226V227H17ZM34 228H33V227ZM38 226V227H37ZM51 226V227H50ZM61 226V227H60ZM80 226V227H79ZM85 227V229L87 230H89L90 228H93V231L96 233H94L92 230L90 231L89 230V232H91V233H89L88 232V230H87V232L89 233V234H87V232H86V230L84 231V227ZM96 226V227H95ZM103 226H105V228H108V230L107 229H105V228H102ZM132 226V227H131ZM16 227V228H15ZM22 227V228H21ZM35 227H36V229H35ZM48 227V228H47ZM59 228V230L57 229V231H56V229H54V228ZM64 229H63V228ZM87 227H89V228H87ZM148 227V228H147ZM149 227H151L150 229H149ZM194 229H193V228ZM207 227H208V229H207ZM210 227V228H209ZM213 227V228H212ZM215 227V228H214ZM24 228V229H23ZM29 228H30V230L31 231H29ZM32 228H33V230H32ZM37 228H39V229H37ZM45 228V229H44ZM47 228V229H46ZM54 231V232H52V231H50L49 232V230H51V229ZM71 228V229H70ZM77 228V229H76ZM102 228V229H101ZM153 228V229H152ZM204 228V229H203ZM230 227H228V229H229ZM22 229V230H21ZM26 229V230H25ZM49 229V230H48ZM111 229H114V232H111V231H113V230H111ZM121 229V230H120ZM133 229V231H132V233L131 232H129V231H131V230ZM134 229H136L137 230V232H136V230H135V232H134ZM149 229V230H148ZM154 229H155V231H154ZM200 229L202 230L201 232H200ZM27 230H28V232H27ZM34 230H35V232H34ZM45 230H47L48 231V233H47V231L45 232ZM63 230V231H62ZM76 230H77V232H79V230H82V231H84V232H81L80 231V235H79V237H78V235L76 234ZM96 230V231H95ZM118 230H120V231H118ZM123 230V231H122ZM128 230V231H127ZM148 230V231H147ZM152 230V231H151ZM187 231V234H186V231ZM211 230H213V231H211ZM216 230H217V232H216ZM3 231V232H2ZM7 232V234H6V232ZM22 231V232H21ZM38 231V232H37ZM44 231V232H43ZM98 231V232H97ZM118 231V232H117ZM126 231V232H125ZM138 231H142L141 232V234H139L140 232H138ZM151 231V232H150ZM183 231H185V234H184V232ZM197 231V232H196ZM205 231V232H204ZM207 231H210L209 232V234H211V233H213V234H211V236L209 235H207L208 233H207ZM215 231V232H214ZM2 232V233H1ZM24 232V233H23ZM32 232H34V233H32ZM57 234H56V233ZM58 232H59V236H58ZM66 232H70V233H72V232H74V234H72V235H70V233L68 234V236L65 234ZM86 232V233H85ZM93 232V233H92ZM107 232H108V235H107ZM116 232V233H115ZM127 232L129 233V234H127ZM134 232V233H133ZM155 234H154V233ZM200 232V237H199V235L197 236L196 235V233L198 234ZM202 232H203V235H202ZM10 233V234H9ZM24 234V236H23V234ZM32 234V236H28V234ZM38 233H41L40 234V236H39V234ZM54 233V234H53ZM83 233H85V234H87V235H82ZM97 233L99 234L98 236H97ZM102 233H104L103 235H102ZM115 233V235L116 234H118V236H115V235H113ZM130 233H131V235H130ZM136 233V235H135V237H132V235L134 236V234ZM190 233V234H189ZM207 233V234H206ZM215 233V234H214ZM6 234V235H5ZM8 234H9V236H8ZM26 234H27V236H26ZM34 234H36V235H38V237L36 236V235H34ZM47 234V236H48V238H47V236H45ZM48 234H51V235H53V236H51L50 235V237H52L51 238V241H50V237H49V235ZM62 234H64L65 236H67V238L64 236V235H62ZM92 234V235H91ZM95 234V235H94ZM218 234V235H217ZM225 234V233H224ZM23 237H22V236ZM34 235V236H33ZM44 235V236H43ZM56 235H57V237H56ZM62 235V236H61ZM70 235V236H69ZM109 235H111V236H109ZM122 235V236H121ZM141 235V236H140ZM202 235V236H201ZM218 237V239L220 238V240L219 241H217L218 239L215 237ZM4 238H3V237ZM7 236V237H6ZM11 236V238H9ZM18 236V237H17ZM41 236H42V238H41ZM74 237V239H73V237ZM85 236H87V237H85ZM96 236V238H94ZM100 236H102V237H100ZM109 236V237H108ZM125 236H127L128 238H125ZM143 236V237H142ZM165 237H167L168 235L167 234H165L164 235ZM183 236H185V238H182ZM189 236H190V238H189ZM206 236V237H205ZM228 236V237H227ZM32 237V238H31ZM44 237V238H43ZM59 237H62V238H60L59 240H58V238ZM63 237H65V238H63ZM91 237V238H90ZM107 237H108V239H107ZM113 239H112V238ZM116 237V238H115ZM201 237H202V241L204 242H202L201 241ZM207 237H209V238H207ZM210 237L212 238L213 237V240H214V242H212L213 240L212 239H210ZM32 239V240H30V239ZM37 238V241L36 242H38V244L36 245L35 243V239ZM46 238H47V240H46ZM79 238H82V241L84 240V239H86V240H84L83 242L81 241V239H79ZM88 238V239H87ZM118 238H122L124 241H126V243H125V247L127 248V245H129V248H130V246H132L133 247V251H134V254H133V252L131 253V250H126L125 251V247H124V250H123V248H121V247H123L124 246V241L122 240V239H119L118 240ZM135 239V241L133 240V239ZM136 238H138V239H136ZM140 238H141V241H140ZM142 238H145V239H142ZM156 238V239H155ZM188 238H189V240L190 241H192L193 243L196 241V244H198L199 246H196V244L194 243V245L197 247H193V249L194 248H196V249H194V250H196L195 252H199L198 251V248H199V250H200V248H201V245H202V247H204V244H205V246H207V248H208V250H210V251H208L207 250V252H210V255H209V253H208V256H203L205 259H206V261L204 260V259H202V258H198V256L196 255V254H198V253H196L195 254V256H197V258L195 259V258H193L194 257V252L192 253V254H189V253H191L192 252V250L193 249H191L192 247H189L188 245H186V246H184L183 245V243L185 244V242L183 241V242H181L183 239H185V241L186 240H188ZM191 238H193V240L191 239ZM206 238V239H205ZM4 239H7V241L6 240H4ZM10 240V243H11V239H12V241H13V245L11 246V245H9V240ZM26 239V240H25ZM66 239V240H65ZM76 239V240H75ZM91 239H93V240H91ZM95 239V240H94ZM106 239V240H105ZM130 239H132V240H130ZM162 241H161V240ZM182 239V240H181ZM199 239V240H198ZM208 239V240H207ZM209 239H210V241H209ZM4 240V241H3ZM41 240V241H40ZM57 240V241H56ZM89 240L91 241V243L89 242ZM97 240V241H96ZM104 240V241H103ZM110 240H112V241H110ZM115 240V241H114ZM120 240L122 241V243L120 242ZM127 240H129L130 242H131V244L127 241ZM138 240V241H137ZM222 240L224 241V243L222 242ZM24 241V242H23ZM28 241V244L30 245L29 247H31L32 245V247H33V249L32 248H29L28 247V244H26V242ZM29 241L30 242H32L31 244L29 243ZM33 241H34V243H33ZM43 241V242H42ZM47 241H48V243H47ZM60 241H62V242H60ZM86 241H87V244H86ZM100 241V242H99ZM118 241V242H117ZM133 241V242H132ZM137 241V242H136ZM156 241V242H155ZM157 241H159V242H157ZM190 241H188V242H190ZM199 241V242H198ZM200 241H201V243L202 244H200ZM224 244H222L221 242ZM4 244H3V243ZM8 242V244L6 245V243ZM21 244H20V243ZM41 242V243H40ZM51 242V243H50ZM54 242V243H53ZM56 242V243H55ZM64 242V243H63ZM80 244H79V243ZM94 242H97V244L95 243V244H93ZM102 242V243H101ZM109 242V243H108ZM141 242V243H140ZM143 242H145V243H143ZM148 242H150V243H148ZM153 242V243H152ZM222 244V248H221V244ZM2 243V244H1ZM23 243V244H22ZM46 245V243H47V246L45 247V245ZM60 243H61V245H60ZM62 243H63V245H62ZM76 243V244H75ZM83 243V244H82ZM90 243V244H89ZM105 243V244H104ZM112 243V244H111ZM115 243V244H114ZM139 244L138 245V247H137V245L136 244ZM161 243H162V245H161ZM180 243H182V246H180L179 247V245H180ZM192 243V244H193ZM218 243H219V245H218ZM35 244V245H34ZM42 244V246H40ZM54 244V245H53ZM58 244V245H57ZM64 244H67L66 245V247H64L65 245ZM72 244V245H71ZM84 245V247H82V245ZM108 244V245H107ZM119 244V245H118ZM159 244H160V246H162V248L161 247H158L159 246ZM192 244H190L191 246H193ZM213 244V245H212ZM39 245V246H38ZM49 245V246H48ZM79 245V246H78ZM86 245V246H85ZM94 245V246H93ZM98 246V248H97V246ZM99 245H101V247H99ZM106 245V246H105ZM123 245V246H122ZM136 245V246H135ZM142 245V246H141ZM208 245H210L209 247H210V249H209V247H208ZM215 245V248L213 247ZM4 246V247H3ZM7 248H6V247ZM11 246V247H10ZM55 246V247H54ZM77 248H76V247ZM91 246V247H90ZM95 246H96V248H95ZM105 247V250H103L104 249V247ZM112 246V247H111ZM148 246H150V247H148ZM219 246V247H218ZM13 247V249H14V251H12L13 249H11ZM23 247V248H22ZM44 247H45V249H49L50 250V247H51V250L50 251H48L49 252V255H50V257L48 258L47 257V253L48 252H45L46 250H44ZM62 248V250L65 248L66 249V253L63 251H61V248ZM82 247V248H81ZM87 247V248H86ZM91 249H90V248ZM92 247H94V248H92ZM109 247V248H108ZM118 247V248H117ZM137 247V248H136ZM164 247V248H163ZM183 247H189L190 248V252L188 253L189 255H192L193 257H191V259L189 258V257H187L186 258V260L184 259V257H186V256H188V254H185V253H187L188 252V250L187 249H189V248H184V250H187L184 254L186 255H184V254H182V256H180V259L183 257V255H184V257H183V259L182 260H185V261H183L182 262V260H180L179 259V255H178V250H177V248L179 249V248H183ZM212 247V248H211ZM217 247H218V249L219 248H221V249H223V251L221 250V249H219L220 250V252H222L223 253V257H224V259L227 261V259H228V263H226V261H223V263H222V261H220V260H223V257H222V255L220 254V252H219V254H218V251L219 250H217ZM5 248V249H4ZM27 250H26V249ZM41 249L40 251L38 250L37 251V249ZM83 248H85V251L87 250V249H89V250H87L86 252L84 251V253L82 252V249ZM100 248H102V249H100ZM110 248H111V250H110ZM112 248H114V250L112 249ZM120 248V249H119ZM142 248V249H141ZM162 250H161V249ZM205 248V247H204ZM207 248H205V249H207ZM7 249V250H6ZM9 249V250H8ZM24 251H23V250ZM29 249H32V250H29ZM36 249V250H35ZM52 249H53V251H52ZM75 249V250H74ZM92 249H94V250H92ZM136 249L138 250V252H135L136 251ZM139 249H141V250H139ZM152 249V250H151ZM174 249V250H173ZM11 250V251H10ZM36 252H39V253H37V254H39L40 255V253L41 252H43V253H41V257H39L37 254V256L38 257H36V256H34L35 255V251ZM58 250V251H57ZM97 250H98V252H97ZM101 250H103V251H101ZM110 250V251H109ZM164 250V251H163ZM167 250V251H166ZM174 251V253L172 254V251ZM183 250V249H182ZM181 250V251H182ZM193 250V251H194ZM4 251H5V253L7 252V254H5L4 253ZM30 253V254H28V252ZM32 251L33 252H35V253H33L32 254ZM55 251H57V253L55 252ZM61 251V252H60ZM74 251H75V253L77 252V254L75 255V253H74ZM91 251H93L92 253H88V252H91ZM104 251H105V254H104ZM107 251V252H106ZM113 251V252H112ZM123 251H125V252H123ZM142 252V254H141V252ZM143 251L145 252V253H143ZM148 251V252H147ZM206 251V250H205ZM2 252H3V254H2ZM13 253V255H12V253ZM15 252H16V254H15ZM53 252V253H52ZM68 252H70V253H68ZM82 252V253H81ZM100 252V253H99ZM102 252V253H101ZM119 254H118V253ZM124 254H123V253ZM129 252V254H127V256H129V260L126 258L125 260H124V256L123 255H126V253H128ZM151 252V253H150ZM153 252H154V254H153ZM159 252V253H158ZM166 252V253H165ZM169 252V253H168ZM171 252V253H170ZM179 252H180V249H179ZM202 252H203V250H202ZM202 252H199V253H202ZM8 253H10V254H8ZM18 253V254H17ZM52 255H51V254ZM56 253V254H55ZM60 253H61V255H60ZM86 253H88L87 254V257L88 256H90V257H88V258H92V259H90V263L88 262L89 261V259L86 257ZM115 253H117L116 255H117V257H118V255H119V257L121 258H119L118 260L120 261H116L117 260V257H115L116 255H115ZM122 255H121V254ZM136 253V254H135ZM146 253H147V255H146ZM175 253H177V254H175ZM212 253V254H211ZM214 253H216V256H215V254ZM224 253H225V255H224ZM2 254V255H1ZM5 254V255H4ZM62 254H64L63 256H62ZM65 254L66 255H70V256H68V258H67V260L69 261L70 260V262H68L66 259H64V258H66L67 256H65ZM98 254H99V256H98ZM132 254V258L134 259V261L132 260L131 262H130V255ZM149 254V255H148ZM158 255V256H156V255ZM164 254V255H163ZM169 254V255H168ZM170 254H172V255H170ZM203 254V253H202ZM204 254L206 255V253L204 252ZM222 258V259H220V257H218V255ZM227 254V255H226ZM16 255L18 256V257H16ZM19 255H20V257H19ZM33 255V256H32ZM42 255H46L45 256V258L46 259H44V257H42ZM48 255V256H49ZM55 255H56V257H55ZM60 255V256H59ZM78 255V256H77ZM101 255V256H100ZM107 255H108V260H107ZM109 255H110V257H109ZM122 257H121V256ZM134 255H136V256H134ZM229 255V256H228ZM2 256V257H1ZM6 256V257H5ZM12 256V257H11ZM53 256V257H52ZM58 256V257H57ZM92 256V257H91ZM96 256H98V258L96 257ZM102 256H104V257H102ZM112 256H114V258L112 257ZM137 256H139V257H137ZM149 258H148V257ZM152 256V257H151ZM154 256V257H153ZM155 256L157 257L156 259H155ZM213 256H215V258L213 257ZM225 256H228V258H226ZM3 257H4V259H3ZM13 257H14V259H13ZM30 257V258H29ZM60 257V260L62 261V263H61V261L59 260V261H57L58 259H56V258H59ZM72 257V258H71ZM86 257V258H85ZM143 257V258H142ZM199 257H201L200 255H199ZM207 257V258H206ZM217 257V258H216ZM11 258V259H10ZM28 258V259H27ZM34 258H38V259H35L36 261H38V260H40L41 258V261H38V263L34 260ZM40 258V259H39ZM51 258H52V260H51ZM73 258H75L76 260V262L74 261V259ZM111 258V259H110ZM113 258V259H112ZM137 258H138V260H137ZM144 258H145V261H144ZM146 258H147V260H146ZM159 258V259H158ZM242 258V257H241ZM241 258H239V260L237 261V259L238 258H236V264L238 263V264H245L244 263V261H249V262H251V261H253V263H256L258 260H259V262L261 263V264H264V262H262V260H264V258H261V259H254V258H249L250 260H248L247 258L248 257H246V259H245V257L243 258L244 259V261H243V263L241 262ZM6 259H8V261L6 260ZM22 259V260H21ZM57 261V263H56V261ZM97 259V260H96ZM116 259V260H115ZM141 259V260H140ZM156 261H155V260ZM164 259H165V261H164ZM195 260V262H194V260ZM210 259H212L214 262H211L212 260H210ZM233 259H235V257L233 258ZM3 260V261H2ZM9 260H11V263H10V261ZM27 260V261H26ZM65 260V261H64ZM86 260V261H85ZM88 260V261H87ZM102 260H104V262L102 261ZM113 260V261H112ZM178 260L179 261H181L180 263L178 262ZM203 260V261H202ZM208 260V261H207ZM254 260H255V262H254ZM14 261V262H13ZM44 261V262H43ZM53 261V262H52ZM64 261V262H63ZM94 261H96V262H94ZM98 261V262H97ZM112 261V262H111ZM117 263H116V262ZM123 261V262H122ZM128 261H129V263H128ZM152 261V262H151ZM160 261V262H159ZM170 261V262H169ZM186 261H187V263H186ZM2 262V263H1ZM5 262H7V263H5ZM9 262V263H8ZM22 262V263H21ZM40 262H42V263H40ZM109 262V263H108ZM114 262V263H113ZM122 262V263H121ZM191 262V263H190ZM206 262V263H205ZM225 262V263H224ZM259 262H257V264H259ZM46 264V263H45ZM124 264V263H123ZM199 264V263H198ZM246 264H248V263H246ZM250 264V263H249ZM251 264H252V262H251Z\"/></svg>",
  "mask_w": 264,
  "mask_h": 264
}]
</instances>
